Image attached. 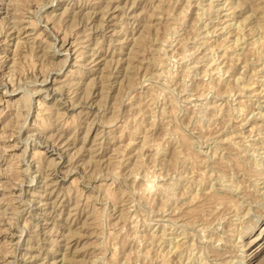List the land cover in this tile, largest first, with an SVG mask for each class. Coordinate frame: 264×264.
<instances>
[{
    "label": "rangeland",
    "instance_id": "374dc122",
    "mask_svg": "<svg viewBox=\"0 0 264 264\" xmlns=\"http://www.w3.org/2000/svg\"><path fill=\"white\" fill-rule=\"evenodd\" d=\"M158 1L159 0H154V1L153 0L152 1L151 0H120V1L119 0H96V1H94V0H19L18 3L16 2L14 4V0H12V3H13L12 4L11 0H0V135H1L0 136V264H52V263L53 264H58V263L59 264H71L70 263V259H71L70 256H72L73 258L75 257L76 262L78 264H79V262H81L80 264H105V258H106L107 264H109V263L110 264H136V263L137 264H143L142 261H144V264H155V263L160 264L159 262H161L160 256L162 254V251L165 255L167 254L166 256H169V258L171 257L172 261H170V259H169L170 264H172V262H173V264H227V263L228 264H264V245H263V249L260 250L258 252L257 256L255 257V259H254L255 261L253 260L252 263H250V260L252 259L251 254L249 256H247V254L249 252H251L253 248L255 249L256 246H258V244L264 243V205H263L264 204V192H263V190H264V183H263L264 179L259 180L260 182L257 181L260 174H264V163H263L264 162V154H263L264 153V149H263L264 148V142H263L264 140L262 139V138H264V133H263L264 132V128H263L264 127V115H263L264 114V96H263L264 93L261 94L260 96L259 95L256 96V95H253L254 93H250V92H247L248 95H244L247 93L243 92L244 93L243 94V93H240V91H235L237 89L240 90L239 86H237V85L242 83V84H244L243 86H245L246 84H248L247 82L245 83V80L249 82L248 79H250V78H251V80L249 83H252V78H253V83H255V84L259 83V85L258 84L257 85H258V87H261V88H258L256 85L258 90L259 91L261 90L264 92V84H263L264 82L262 80V79H264V75H263L264 74V61H263L264 58H261L262 61H260L261 59H260L259 53H258L257 57L255 54L251 55L249 53V51H248V54H247V51H246V53H244L245 50H247L245 48L246 46H244L246 44V42L248 40H250V37H253V36L258 37L260 34L262 35L264 33V31L260 30L259 28L264 29V26L258 27V26H260L259 25V23H260L259 19L255 20L256 17L258 18L257 12H254V10L252 9L251 2H249V0H164V1L162 0L164 3L160 2L163 5V6L160 5V7L158 6V4H160ZM133 2H135V3H133ZM119 4H121V5H119ZM156 4H157V6H156ZM262 4H263L262 6L264 7V0H262ZM106 5L108 8L106 7ZM154 5H155V7H153ZM212 5H214V6H212ZM221 5L223 7H221ZM232 5H234L233 6L234 8L231 7ZM229 6H230L231 10H230ZM216 7L219 9H217ZM153 8H154V10H153ZM155 8H158V9H155ZM160 8H162V9L160 10ZM208 8H210V9L208 10ZM12 10H15V11H12ZM96 10H98V11H96ZM159 10H160V12H159ZM263 10H264V8H263ZM66 11L68 14L66 13ZM151 11H153V12L155 11L156 16L150 15L151 16L150 17L149 14L153 13ZM225 11H227V13ZM217 12H218V14H217ZM158 13L161 14L162 17H161V15L158 17V15H157ZM167 13H169V14L167 15ZM12 14H14V15H12ZM16 14H17V16H16ZM103 16H104V18H103ZM167 16L169 19H171V18L172 19L169 20L168 18H166ZM246 16H249V17L247 18ZM148 17L152 20H150ZM154 17H156V18H154ZM224 17L227 20L224 19ZM244 17H246L248 19V20L247 19L244 20V22L246 21L245 23L241 22V20L243 21ZM5 18L6 19L8 18V19L6 20ZM14 18H16L17 21ZM160 18L161 19L165 18V19H162L163 21H161ZM21 19L22 20L24 19V20L22 21ZM164 20L165 21L169 20V22H171L172 24L175 23V24H173V26H176L175 29L171 25V23L165 22ZM224 20H225V23H224ZM226 21L228 24H226ZM247 21H249V23ZM256 21H258V23ZM32 22H34V23H32ZM148 22L151 24L154 23L153 26L147 25V24H149ZM253 22L254 23L256 22V23L254 24ZM164 23L170 24V27H169V25L164 24ZM205 23H206V26H205ZM237 23H239L240 25ZM11 24H13L14 26ZM29 24H31V25H29ZM251 24H252V26L257 25L256 27L258 29H256V27L254 26L253 27L254 30H253ZM145 26H147V30L145 29ZM214 26L216 28H214ZM225 26H226V28H225ZM242 26H243V28H242ZM149 27H151V28H149ZM154 27H156V28H154ZM166 27H169V29H171L173 27V30L171 29L170 31H168L169 29ZM222 27L224 29H222ZM23 28H25V29H23ZM240 28H242L243 30ZM122 29H123V31H122ZM156 29H158V30H156ZM166 29H168V30H166ZM233 29L240 30V31H236ZM150 30H151V32H149ZM220 30H222V31H220ZM208 32H211V34H209ZM238 32H240V33H238ZM251 32H252V34H251ZM255 32H257V33H255ZM144 33H145V35H147L146 37H145V35H143ZM228 33H229V35H228ZM246 33L248 34V36L246 35ZM204 34L206 36H204ZM236 34L239 37L238 39L236 37ZM239 34H240V36H239ZM242 34L246 36V37H244L245 40H244V38H242ZM250 34H251V36H250ZM37 35L39 37H37ZM65 35H67V36H65ZM141 35L143 37H141ZM209 35H210V37H209ZM164 36L167 37V38H165L166 42H164L162 40V39H164ZM262 36L264 37V35H262ZM140 37L142 39L143 38L146 39L145 41L148 42V46H146L147 44H145L146 43L145 41H144L145 46L143 45V42H140L141 41ZM224 37H226L228 40L225 39ZM209 38H211L213 42L211 40H209V42L206 41ZM61 39L62 40H64V39L68 40L69 39L70 41H74L75 43H78L77 55L79 54V60H78L79 62L73 61L75 59L74 57L76 55L74 50H69L68 52H63L60 49L61 48L60 46L62 43ZM83 39H85V40H83ZM202 39L203 40L205 39V40L203 41ZM217 39L220 42L222 40H225V41L227 40L225 42L226 45L225 44L222 45L223 48L221 46H219V47H221V48H219L218 45L216 46V43L218 44ZM246 39H247V41H246ZM149 40L150 41L153 40V41H151V43L153 45L150 43ZM173 41H174V43H173ZM229 41H231V42H229ZM138 42H140L141 44ZM181 42H183V43H181ZM203 43H205V44L202 45ZM209 43H211V44H209ZM230 43H233V44L238 43L237 46H235V44H234V47L231 46V47H233L231 49H232V51L234 50L233 52H234L235 56H237L238 53L239 54L241 53L242 56L240 55L239 57L241 58V60L235 61L234 66L232 65L231 70L230 69L228 70L226 68L231 63L230 62L231 60L229 58L226 59V58L222 57V55L224 54L223 53L224 47L228 46ZM17 44H19V46H17ZM163 44H164V46H163ZM212 45H214V46H212ZM152 46H153V48H151ZM159 46H160V48L162 47L165 50L163 49L164 50L163 51L161 49V51L159 50V52L157 53ZM197 46H200V47H197ZM17 47H18V49H17ZM99 47H101V48H99ZM155 47H157L158 49H155ZM205 47H207V48H205ZM209 47L210 48L214 47V48H213V50L212 49L210 50ZM242 47H244V48H242ZM58 49L61 52L60 51L58 52ZM77 50H76V52H77ZM117 50H119V51H117ZM141 50H142V52H141ZM206 50H208V51H206ZM236 50L238 53L236 52ZM242 50H243V52H242ZM134 51L136 52L135 55H134ZM137 51L141 52V54L139 53V55H138ZM263 52H264V48H263ZM214 53H216V54H214ZM81 54H83L82 57H81ZM159 54H160V56H162V55L164 56L163 59L165 61L161 57L159 59V57H158ZM243 54H247V56L243 55ZM93 55H101L103 57L104 62L102 61L98 66L94 65L93 63H91V57ZM130 55L133 59L130 57ZM132 55H134V57L138 55L139 59H137L136 57L134 58ZM143 55H145L144 60H143ZM154 55H157V56H154ZM182 55L184 58L182 57ZM152 56H153V59H152ZM157 57L159 60L157 59ZM149 58H150V60H149ZM180 58L182 59V62H181ZM198 58L199 59L201 58V59L198 60ZM222 58L224 59V61L222 60ZM245 58H247L248 61H246ZM140 59H142V60H140ZM195 59H196V61H194ZM106 60L108 63V64L106 63L107 66L105 65ZM139 60H140V62H139ZM155 60H158V61H155ZM162 60L164 61V63ZM204 60H206V62ZM226 60L229 62L228 64H227ZM75 62H77V63H75ZM158 62L160 64L162 62L164 64V66H163V64L159 66ZM247 62H249V63H247ZM14 63H15V65H13ZM147 63H148V65H147ZM180 63H182V64H180ZM221 63H222V65H221ZM245 63H247V64H245ZM80 64H82V65H80ZM130 64L133 66H136L134 68V69H136V71L133 69V67H131V69H130V71L131 70L132 71L131 72L129 71L128 67L130 68ZM154 64L156 67L154 66ZM216 64L219 65V68H217L218 65H216ZM244 64H245V66H247L246 68L244 67ZM138 65L141 66L140 69L138 68L139 67ZM149 65L150 66L152 65L154 67L151 66L150 67L151 70H150L148 67ZM194 65H195V67H194ZM215 65H216V67H215ZM220 65H221V68L223 69V71H222V69H220ZM168 66L170 68H168ZM202 66H204V67H202ZM225 66H226V68H225ZM210 67L212 69L214 68L215 70L213 69V71H211L212 69ZM251 67L252 68L254 67L255 69L257 68V71L255 72L254 68L252 70ZM161 68H162V71L164 70L163 72H160ZM183 68L184 69L187 68L188 70L185 69L186 72H184L185 70ZM262 68H263V70H262ZM146 69H148V72ZM166 69H167V71H165ZM205 69L206 70L208 69V70L206 71ZM216 69H218V70H216ZM13 70H14V72H13ZM219 70H220V73H219ZM152 71H153V73L157 72V75L160 77H158L155 73V75L157 76V79H156L155 78L156 76L154 74H152ZM169 71L171 73L174 72V75L173 74L170 75ZM225 71L226 72L230 71V72L226 73ZM231 71H232V73H231ZM159 72L160 73L166 72V73L160 74ZM209 72H211V74ZM167 73H168V75H167ZM202 73L203 74L205 73L204 74L205 76ZM216 73H217V75H216ZM148 74H150V78H149ZM214 74L216 77L212 76ZM219 74H221L223 77L221 75L219 76ZM136 75H137V77H136ZM151 75H153V77L155 79H152L153 77ZM132 76L134 77L135 80L133 79ZM146 76L148 77L147 79H146ZM167 76H169V77H167ZM243 76H244V78H243ZM170 77L171 78L173 77L172 78L173 80ZM219 77L223 83H230L231 82V84L233 85V88L231 87L233 90L232 89H231L232 91L229 90L232 93L228 92L230 94V96L227 93H225V95H222L219 93V91L216 92L217 90L215 91V89H211V90L209 89L211 92L209 90H204L205 92H207V91L209 92V93L207 92L208 96H207V93H205V92H202L203 94L200 93V91H203V88H202L203 82L202 81L206 82L207 80L210 79L206 83H209L211 81L214 82V80L218 79ZM229 77L231 78V80ZM238 77H239L240 81L238 80ZM241 77L243 80L241 79ZM255 77L257 80L254 79ZM259 78L262 82L259 81ZM53 79H55L57 81L56 84H51ZM42 80L43 81L47 80L46 83H48L49 88H51V89H47L48 87H46V86H48V85H45L44 84L45 82H42ZM130 80L131 81L134 80L132 82L135 83L136 86L137 85L138 86L136 87L135 84H134V86L133 85L130 86L128 84L130 82ZM229 80H230V82H228ZM237 80L239 82H236ZM72 81L74 83H72ZM199 81H201L200 83L202 85L200 83H196ZM233 81H235V82H233ZM105 82H107V85ZM163 82H164V84H163ZM133 83H131V84H133ZM8 84H9V86H7ZM10 84H13V85L11 86ZM195 85L196 86L198 85V87H199L198 90L195 87ZM241 85H240V87H242ZM53 86H55V87L53 88ZM57 86L60 88L61 91L60 90L57 91V89H56ZM6 87L10 90H8ZM12 87L14 88L13 91H12V89H13ZM44 87H46V88L43 91L42 89ZM236 87H237V89H236ZM6 90H7V92H5ZM258 90L256 92H258ZM195 91L196 92L199 91V93L198 92L196 93ZM72 93H73V95H72ZM150 93L152 96L150 95ZM45 94H46V96H45ZM201 94L203 95V97L201 96ZM137 95L138 96L140 95V96L138 97ZM153 95H154L155 99H153L154 98ZM194 95H198L199 97L198 96L196 97ZM240 95L242 97H240ZM136 97H138V98H136ZM200 97H202V98H200ZM246 97H247V99H246ZM256 97H257V99H256ZM248 98H250L249 99L250 101H248ZM37 99H38V101H37ZM139 99H141V101ZM24 100H26V101H24ZM62 100H64V101H62ZM71 100H72V102H71ZM238 100H245V103L248 101L245 105L248 106L250 104L248 106L250 109L247 107L249 111L242 113L240 111V107H239L240 101H238ZM251 100H252V102H251ZM42 101H44V102H42ZM139 101L141 103H139ZM77 102H79V103H77ZM137 102L139 103L138 105H140V104L141 105L140 106L136 105ZM212 102H214V104L216 103L217 105L216 104L214 105ZM251 103H252V105H251ZM256 103H259V104H256ZM30 104H31V106H30ZM134 104L136 106H134ZM142 104H145V105H142ZM210 104H213V105H210ZM219 104H220V106H219ZM227 104H230V105L226 106ZM147 105H148V107H147ZM194 105H195V107H194ZM223 105H224V107H222V109H221V106H223ZM235 105H237L238 107ZM253 105L256 107H254ZM18 106H19V108H18ZM46 106H47V108H46ZM143 106H144V110H142V108H141ZM205 106H206V108H205ZM216 106H218V107H216ZM227 107L229 109L231 108L230 110H231L232 114L230 115V117L228 115H226V111L228 109ZM43 108L44 109L46 108L47 111H43L44 110ZM191 109L196 110V111L193 112V110H191ZM217 109H219V111ZM237 109H238V111H237ZM251 110L253 111L252 113L255 117L252 116V114H250ZM139 111H140V113H139ZM164 111H166L167 114H166V112L164 114L163 113ZM221 111H223V112H221ZM260 111H261V113H260ZM205 113H207V114H205ZM222 113H224L225 115ZM240 114L242 115V117ZM235 115L239 118L238 119L236 117L237 122L235 121V119H233V117L235 118ZM248 115H249V117H251L250 119H249V117L248 118L246 117ZM258 115L262 116L263 119H262V117H258ZM244 116L247 119H249L247 122L248 124L246 123L247 119ZM57 117H59V118H57ZM231 117H232V120H230V121L232 123L231 122L228 124H227V122L225 123V121H228ZM240 117L243 119H241ZM209 119H211V120H209ZM244 119H246V120L244 121ZM163 120H164V122H163ZM239 120H241V121H239ZM201 121H202V123H200ZM208 121H210V122H208ZM217 121H218V123H217ZM233 122H234V124H236V126L233 124ZM241 122H243V125H244V123H246V124L244 126H242ZM251 122L254 124L257 122L258 124H260L262 126V133L260 132V134H259L258 133L259 131H258L256 134H254L252 136H247V137H252L251 139L248 138L250 140V143L253 142L254 144L255 143L256 144L254 145L252 143L253 146L251 145L250 148L247 147L248 150L251 149L249 152L250 155H248L249 153L247 150L246 151L244 150L243 152H247L248 154L244 153L246 155V156H244L243 152L242 153L238 152V155L240 153V155L241 156L243 155V156L241 157L239 155L240 157L239 156L237 157V155L235 154L236 152L233 151L234 149L233 150L231 149V151H230V148L225 147L226 146L225 144H224V147L222 146L223 145V142L221 143L222 137L226 136V134L227 135L230 134L231 130H232V133H234V132H239L240 130L243 129L240 132H242L244 134L245 133L244 131H246L250 127V125L252 126ZM261 122L263 125L261 124ZM109 123H110V125H108ZM137 123L139 124V126H137ZM166 123H168V124L170 123L168 126L169 128L168 127L166 128V125H168ZM195 123H196V125H195ZM206 123H208V124H206ZM64 124H65V126H64ZM123 124H124V126H123ZM132 125L135 126V128ZM212 125H214L215 127ZM223 125L227 126V129ZM121 126H123L124 128H122ZM238 126H240V127H238ZM127 127L132 128V129L131 130L129 128L125 129ZM203 127H205L204 130H203ZM208 127H210V130L206 129ZM171 128H173V129L171 130ZM174 128L177 130L175 131ZM217 128L220 131L219 134H218ZM233 128H234V130H233ZM166 129H167V131H166ZM168 129L170 130V132ZM201 129L203 131H200ZM137 130H139V132H137ZM179 130L181 131V133L179 132ZM177 131H178V133H177ZM204 131H207V134H206V132L204 133ZM183 132H184V134H183L184 136L186 135L187 138L191 137L190 139H192L190 141H191V145H193V146H191L190 151L185 150L186 148L184 147V145L182 146L183 147L182 148L181 144H180V143H182V141L178 140L180 138L182 140L183 136L180 134H182ZM221 132L222 133L225 132V133L222 134ZM131 133H134V134H131ZM145 133L148 135L146 136ZM170 133H171V135H170ZM261 134H263V135H261ZM56 136H57V139H56ZM94 136H95V138H94ZM145 136L146 137L149 136L150 137L149 140L150 141L152 140V142L156 141V142L162 143L163 151L160 154H158L160 158L156 154H154V152H152V151L142 152V150H141L138 153V149L140 148V145H142L144 142L143 140L146 139ZM178 136H179V138H176ZM180 136H182V137H180ZM258 136H260V137H258ZM130 137H132V138H130ZM217 137H218V139L221 137V139L218 140ZM55 140L57 142H54ZM129 140L131 142H133L134 144H132L133 146L131 145L130 147H128L129 149L128 148L126 149V147L124 146L125 150H124L123 154H124V156L125 155H127V156L123 157L124 164L120 165L121 167L119 166V168H120L118 171L119 173H114L113 170L116 168L117 165L115 166L116 163L115 164L112 163L113 160H111V159H114V157L116 158V154L118 155V153H117L118 149H116V150H114V149L117 147V148H119V150H123L124 147L122 146V144L123 145L126 144V146H127V144L129 143L128 142ZM132 140H134V141H132ZM166 141H168L167 144H166ZM192 141H194V144H192ZM53 142H54V144H53ZM61 142H63V143H61ZM178 142H179V144H178ZM259 143L263 146H260ZM175 144H176V146H175ZM167 145H168V147H167ZM218 145L220 147H218ZM8 146H10V147H8ZM55 146L57 149L55 148V150H54ZM174 146L176 147V149L178 146V148H180V149H177V150L182 151L181 154L179 155V158H180L179 161H177L176 157L174 156V154L176 153ZM63 147H65V148H63ZM217 147L219 148V150ZM196 148H197V150H195ZM224 148H225V150H224ZM136 149H137V152H136ZM181 149H183V150H181ZM37 150H39V152H40L39 157H36V155H38V152H37V154H34V152ZM184 150L186 151V153L188 152L187 153L188 155H185L186 153H184L185 152ZM212 150L214 152H212ZM254 150L257 151V154L254 153L255 152ZM41 151L44 153L43 155H42ZM251 151H253V153ZM24 152L26 154H24ZM126 152H127V154H126ZM195 152H196V154L198 153L197 158L200 159V157H202L205 160H207V158L210 160H208L207 162L205 161L203 163L202 161H204V160L201 158L202 163L201 162H198V163L194 162L197 159V158H193V156L196 157ZM182 153L184 154L185 159L182 156L183 155ZM259 153H260V155H259ZM92 154H94V155H92ZM137 154L138 155L142 154V156L141 157L139 156L140 157L139 158ZM191 154H192V159H194L193 162H192V160L190 161ZM252 154H254V155H252ZM152 155H154V156H152ZM189 155H190V157L188 158ZM206 155H208V157ZM217 155H219L218 157H220V156L221 157L218 158ZM230 155L234 156V157L232 158ZM155 156H157V157H155ZM229 156L231 157V159ZM153 157H155V158H153ZM204 157H207V158H204ZM243 157H245V158H243ZM254 157H255V159H253ZM138 158L140 161H141V158H143L142 162H144V163H143V166L141 168L135 167L136 166L135 162H137ZM173 158H175V159L173 160ZM179 158H177V159H179ZM235 158H238V159L236 160ZM242 158H243V160L245 159L244 161L247 164V165L246 164H243V165L244 166L246 165L247 167L249 166L248 168L247 167L244 168V166L241 165L242 163L240 164L239 159H242ZM214 159H216V160L212 161ZM218 159L219 160L221 159L220 161H222V162H220ZM228 159L230 161V164H228ZM127 160H128V162H126ZM139 160H138V162H140ZM251 160H254V161L256 160V161L254 162ZM187 161H188V163H187ZM210 161H212L213 164ZM40 162H41V164H40ZM114 162H115V160H114ZM180 162H181V164H180ZM223 162H225V163H223ZM249 162L252 164H250ZM145 163H147V164H145ZM200 163H201V165H199ZM219 163H221V165L223 166L222 167L221 165H219L222 167V169H220V170H219L220 167L218 166ZM234 163H236V164H234ZM253 163H254V165H257V166L255 167L253 165ZM27 164H29V165H27ZM60 164H61V166H60ZM144 164L146 167L144 166ZM183 164L185 167L182 166ZM188 164L190 165L191 168L194 169V170L193 169L192 170L195 171V174L198 175V173H200V172H205V173L208 172L207 174L212 176V177H210L208 175L209 176L208 177V184L206 183L204 185L205 187L203 185H202V187L201 186L197 187V184L195 183L194 178H191L193 171H191V168L188 166ZM238 164H240L239 167L240 168L243 167V169L242 168L240 169L238 166H236ZM180 165H181V167H180ZM225 165H227V166L229 165V166L225 168ZM234 165H235V167H234ZM122 166H123V168H122ZM137 166H138V164H137ZM147 166H148V169H147ZM194 166L197 167V168L196 167L195 168H196V170L197 169L199 170L198 172L195 170ZM251 166H252V168H251ZM36 167L39 169H37ZM112 167H114V168H112ZM165 167H166V169H165L166 172L164 171ZM136 168L138 169L136 171V174L139 171V173L137 174L139 177L136 176V177H138V181L137 180L133 181V180H131L133 175H135V172H133V170L135 171ZM249 168L251 171L253 169V171L251 172L249 170L248 173L245 172V169H246V171H248ZM254 168H255V170H254ZM111 169L113 172L111 171ZM116 169H118V167ZM116 169H115V171H116ZM143 169H145V170L147 169V173H149L150 175H152L151 173H153V172H155L154 174H156V171H157V175L153 174L154 177L152 176V178H154V180H155L159 174V176L156 180L158 182L163 180V182H160V185L162 183L165 188L162 187L163 185L157 186L158 182L155 181L156 182L155 183L156 190H153L154 191L153 194L152 193L148 194V195L146 194L144 196L145 198H143V196L140 195L141 191H139L138 187L143 186V182H144V179L146 178V175H149V174L145 173L146 175L143 178L141 174L142 173L144 174V172H146ZM161 170H163V171H161ZM242 170H243V172H242ZM158 171H161V172L159 173ZM224 171H226V173ZM254 171H255V176H254L255 178L253 177ZM110 172L112 175L110 174ZM163 172H164V175H163ZM221 174H222V176H221ZM248 174H250L254 180L251 179L252 177L249 176ZM258 174H259V176H258ZM116 175L119 178H117ZM179 175H181V176H179ZM178 177H179V179H178ZM225 177L233 178V179H228ZM242 177H244V178H242ZM214 178H215V180H214ZM238 178L240 181H238ZM234 179H236V181ZM241 179L243 181L248 179V181L246 180L247 181L246 184H243L244 187L242 185L239 188L238 184L242 181ZM53 180H55L56 182H54ZM211 181H213V182H211ZM234 181L236 183L233 184ZM50 182L51 183L53 182V183L51 184ZM173 182H176V183L173 184ZM189 182H191V183H189ZM110 183H112V185ZM243 183H245V182H243ZM252 183H254L256 185L258 184V186L254 185ZM104 184H106V185H104ZM134 184H135V186H133ZM136 184H138V185H136ZM187 184H189V185H187ZM211 184H213L214 186L212 185V187H211ZM223 184H224V186H226L227 188L229 187V188L227 189L226 187H223ZM108 185H109V188L107 187ZM158 185H159V183H158ZM168 185H171V186H168ZM219 185H220V187H219ZM230 185H233V186H230ZM236 185H237V187L234 189V187ZM172 186H174V187H172ZM247 186L249 188V189L247 188L248 192L246 190ZM103 187H107L109 190H107V192H106ZM136 187H137V190L139 192L137 190H135ZM155 187H154V189H155ZM187 187H192V188H187ZM52 188H53V190H52ZM141 188H140V190H141ZM211 188L213 190H210ZM221 188H224V190ZM243 188H245V189H243ZM252 188H255V189L252 190ZM130 189L133 191H129ZM184 189L185 190L190 189L191 191L190 190L184 191ZM256 189H257V191H256ZM196 190L199 193V195L201 193L202 194H204L205 192L206 193L204 195L201 194L199 199L196 200L199 204L196 201H194V203L196 202V204H194L193 202H191V204H190V201H189V199H191L190 196L193 195L196 192ZM208 190L209 191L215 190L217 192H228L230 194L231 198L234 197L235 199L238 198L239 201L242 200L239 202V204L241 202H244V203L240 204V208H242L243 206H244V208L240 209L239 213H237V214H234L233 212H231L229 214L228 210L227 211L225 210L226 212H224L223 211L224 209H220L218 212H215L213 214L211 213V215H213L212 216L213 221H211V219H212V217L210 215L211 208H209V207L212 206V203L209 204L210 202L208 201V199H205V198H207V193L209 192ZM102 191H104V192H102ZM109 191H111V193H112L111 194L112 198H110V196H109L110 195ZM121 191L122 192L124 191V192L122 193ZM162 191L164 194L162 193ZM164 191L166 192V196H165ZM240 191H242V192L245 191L246 194H249V196L246 197L245 193H242ZM120 192L124 195V196L122 195L123 197H121ZM135 192H137L139 194H137ZM250 192H251V194H250ZM108 193H109V195H108ZM168 193H169V195H168ZM183 193H184V195H183ZM128 194H131V195H128ZM106 195H108V196H106ZM172 195H174L175 197ZM242 196H244V197H242ZM164 197L167 199H165ZM256 197H258L260 199H258ZM33 198H34V200H33ZM153 198H155L156 200H153ZM162 198H163V200H162ZM114 199H116V200L114 201ZM118 199H120V200H118ZM128 199H129V201H128ZM169 199H170V201H169ZM206 200H207V202H206ZM259 200H261V201H259ZM199 201H201V202H199ZM204 201H205V203H204ZM40 202H42V203H40ZM123 202H124V204H123ZM246 202H247V204H246ZM207 203L210 206H208ZM174 204L176 206V209L174 207ZM188 204L190 205V207ZM200 204H203V206ZM191 205H192V207H191ZM197 205L202 206V208H201L202 210L200 209V211L202 213L199 210H198V213H200L201 216L204 217V219H203V217L200 216V214H197V212H194V213L189 212V211H191V208L197 207ZM72 206H74V207H72ZM206 206H208V208ZM69 207H71V208H69ZM165 207L167 210L165 209ZM177 207H181L182 209L180 208L179 210H177ZM159 208L161 211L159 210ZM162 208H164L165 210ZM173 209L176 211H174ZM188 209H189V211H188ZM251 209H252V211H250ZM156 210H159V211H156ZM80 211H81V213H80ZM121 211L123 213H125V212H129V213H126V215L124 216V214L121 213ZM182 212H183V215H182ZM92 213H93V215H92ZM185 213H186V215H185ZM226 213L229 214L230 216L226 215ZM98 214H100V215H98ZM128 214L130 215V217ZM177 214H178V218H176ZM194 214L197 215L195 217L196 219L200 216V218H198V220L200 219V220H202V222L201 221L198 222V220H196V219H194L195 220L194 221L193 220V218H194L193 216H195ZM203 214H205V215H203ZM214 214L217 216H214ZM245 214H246V216H245ZM170 215H171V217L172 216L173 217L172 218L169 217ZM189 215H190V217H189ZM191 215H193V216H191ZM219 215H220V218H219ZM224 215H225L227 220L225 219V217H224V219L221 218ZM235 215H237V216L240 215V217L239 216L237 217ZM91 216H93L95 218L99 216L100 220L98 218H96L97 220H95ZM126 216H127V220H126ZM249 216H250V218H249ZM191 217H192V219L187 220V221L189 223L194 221V223L192 222L193 226H192V223H191V225L186 226V224H188L186 219H189ZM215 217L218 221L216 219H214ZM208 218H209V220H208ZM239 218H241V219H239ZM89 219L93 220V221H91L92 224H94L96 222L97 224H95V225L97 227L96 226L91 227L92 226V224H91V226H89V228H87V224L89 225V223H91V222H89ZM205 219H207V220H205ZM84 222L85 223L88 222L87 224H84L86 226L83 225ZM184 222H187V223L184 224ZM196 222H198V223H196ZM210 222H212L213 224H211ZM133 223H135V224H133ZM98 224H99V226H98ZM204 224H205V226L206 225L207 226L212 225V226H210V227L208 226L209 230H208L207 226L203 227L204 229L199 228L200 225L204 226ZM82 226H84V227H82ZM163 226H165V227H163ZM228 226H230V227H228ZM4 228L5 229L7 228V229L5 230ZM90 229H92V230H90ZM162 229L166 230V231H163ZM50 230H52V231L49 232ZM68 230L70 232L72 230H74V231L78 230L79 235L76 234V231H75V234H73L74 233L73 231H72V233H70ZM207 230H208V232H207ZM145 231H147V232H145ZM198 231H200V232H198ZM204 231H206V232H204ZM91 232H92V234H91ZM95 232H97V234H100V235L103 234V235H101V236L97 235L96 236ZM118 232H120V234ZM140 232L141 233L144 232V233L141 234ZM133 233H134V235H133ZM138 233H139V235H138ZM70 234L72 235L71 238H69L71 236ZM136 234L138 235L137 237H136ZM152 234L153 235L156 234V236H158V238L154 237L155 235L153 236ZM192 234H193V236H192ZM225 234H227V235H225ZM73 235H74V237H73ZM128 235H130L129 236L130 238L128 237ZM141 235L142 236L144 235L145 237L143 236L144 237L143 238V237H141ZM163 235H165V236H163ZM202 235H204V236H202ZM228 235H229V237L231 236V238L227 239ZM258 235H261V240L259 242H257L255 245L249 246L250 245V244H248L249 241H252L255 238V236H258ZM132 236H134L135 238H133ZM150 236H153L154 240L150 239ZM225 236H227V237H225ZM106 237H107V239H106ZM139 237H141V238L138 239ZM147 237H148V239H147ZM217 237L219 240H217ZM223 237L226 238L227 240L222 239ZM160 238H162V239H160ZM190 240H192V243ZM223 241H225V242H223ZM177 242H180L182 245H183V243H185L186 245L184 244L183 247L181 246L180 248H176V246H177L176 244H179ZM226 242H228V243H226ZM93 243H95L97 245V247ZM143 243H145V244H143ZM150 243H151V247H150ZM86 244H89V245H86ZM91 244H92V246H91ZM101 244H104V246L103 245L100 246ZM190 244H192V245H190ZM83 245H84V247H83ZM105 245H106V247H105ZM99 247H101V248H99ZM117 247H118V249H117ZM146 247L148 248V253L151 251L150 252L151 255H146L149 258L146 257V260H144L145 258L141 259L140 256L146 252V251H144V249L147 250ZM249 247H251V248H249ZM73 248L74 249L77 248V250H73ZM80 248H81V250H80ZM115 249H117V251ZM152 249H153V252H155L154 253L155 255L154 254L152 255V253H153ZM178 249H180V250H178ZM216 249L218 251L213 253V251ZM222 249L224 250V253H223ZM227 249H228V251H227ZM243 249H244V251H242ZM250 249H251V251H250ZM114 250L116 251V253L113 254ZM140 250H142L141 252H144V253L139 252ZM167 250H168V253H171L169 251H172L173 253H171V254L165 253L164 251L167 252ZM93 251L97 255L99 253V255L97 256L96 254H94ZM102 251H104V252H102ZM219 251L222 253H219ZM101 252L103 255L102 257H100ZM136 252H138V255ZM235 252H237V253L235 254ZM73 253H75V254H73ZM111 253L114 256L112 255V257H110ZM218 253L222 254L223 256L222 255L219 256ZM115 254H117L116 257H115ZM129 255H130V257H129ZM35 256H36V258H35ZM136 256H137V258H136ZM235 256L237 257L239 263L236 262L237 259ZM30 257H32L34 259H32ZM109 257H110V259H108ZM114 257H115V259H114ZM126 257H127V259H126ZM152 257H154V258L151 259ZM216 257H217V259H216ZM229 257H230V259H228ZM93 258H95V259H93ZM243 258H244V260H242ZM62 259H64V260H62ZM65 259H67V260L69 259V260L66 261ZM138 259H141V261ZM149 259H151V261ZM223 259H224V261H223ZM225 260H226V262H225ZM240 260H242V261H240ZM62 261H64V262H62ZM220 262H222V263H220Z\"/></svg>",
    "mask_w": 264,
    "mask_h": 264
},
{
    "label": "bare ground",
    "instance_id": "6f19581e",
    "mask_svg": "<svg viewBox=\"0 0 264 264\" xmlns=\"http://www.w3.org/2000/svg\"><path fill=\"white\" fill-rule=\"evenodd\" d=\"M94 1H96V0H94ZM119 1H120V0H119ZM151 1H152V0H151ZM153 1H154V0H153ZM163 1H164V0H163ZM163 1H162V0H159L158 2H159V3H160V2L164 3ZM16 2L18 3L19 0H18V1H17V0H14V4H15ZM53 2H54V1H53ZM53 2H52V3H53ZM98 2H99V1H98ZM108 2H109V1H108ZM212 2H213V1H212ZM225 2H226V1H225ZM249 2H251L252 9L254 10V12H257L258 18L256 17L255 20H256V19H259V22H260L259 25H260V26H258V27H263V26H264V10H263L264 7L262 6V5H263V4H262V0H251V1L249 0ZM11 3H12V0H11ZM133 3H135V2H133ZM165 3H166V2H165ZM226 3H227V2H226ZM12 4H13V3H12ZM103 4H104V3H103ZM106 4H107V3H106ZM207 4H208V3H207ZM227 4H228V3H227ZM231 4H232V3H231ZM233 4H234V3H233ZM16 5H17V4H16ZM119 5H121V4H119ZM160 5H162V4H161V3L158 4L159 7H160ZM215 5H216V4H215ZM235 5H236V4H235ZM94 6H95V5H94ZM122 6H123V5H122ZM156 6H157V4H156ZM162 6H163V5H162ZM212 6H214V5H212ZM212 6H211V7H212ZM233 6H234V5H232L231 7H233ZM236 6H237V5H236ZM236 6H235V7H236ZM7 7H8V6H7ZM106 7H107V5H106ZM153 7H155V5H154ZM221 7H223V6L221 5ZM250 7H251V6H250ZM107 8H108V7H107ZM107 8H106V9H107ZM122 8H123V7H122ZM124 8H125V7H124ZM216 8H217V7H216ZM229 8H230V6H229ZM233 8H234V7H233ZM236 8H237V7H236ZM103 9H104V8H103ZM103 9H102V10H103ZM110 9H111V8H110ZM155 9H158V8H155ZM161 9H162V8H160V10H161ZM209 9H210V8H208V10H209ZM212 9H213V8H212ZM217 9H219V8H217ZM6 10H7V9H6ZM17 10H18V9H17ZM67 10H68V9H67ZM104 10H105V9H104ZM153 10H154V8H153ZM160 10H159V12H160ZM230 10H231V8H230ZM233 10H234V9H233ZM12 11H15V10H12ZM30 11H31V10H30ZM96 11H98V10H96ZM198 11H199V10H198ZM212 11H213V10H212ZM20 12H21V11H20ZM28 12H29V11H28ZM78 12H79V11H78ZM104 12H105V11H104ZM109 12H110V11H109ZM151 12H153V11H151ZM151 12H150V13H151ZM162 12H163V11H162ZM196 12H197V11H196ZM225 12L227 13V11H225ZM12 13H13V12H12ZM15 13H16V12H15ZM15 13H14V14H15ZM62 13H63V12H62ZM62 13H61V14H62ZM64 13H65V12H64ZM66 13H67V11H66ZM96 13H97V12H96ZM153 13H154V14H153ZM153 13H152V14H149V16H150V15H151V16H152V15H153V16H156L155 11H154ZM232 13H233V12H232ZM6 14H7V13H6ZM14 14H12V15H14ZM18 14H19V13H18ZM67 14H68V13H67ZM163 14H164V13H163ZM168 14H169V13H167V15H168ZM198 14H199V13H198ZM217 14H218V12H217ZM249 14H250V13H249ZM19 15H20V14H19ZM38 15H39V14H38ZM46 15H47V14H46ZM75 15H76V14H75ZM75 15H74V16H75ZM103 15H104V14H103ZM157 15H158V17H159L161 14L158 13ZM231 15H232V14H231ZM16 16H17V14H16ZM41 16H42V15H41ZM72 16H73V15H72ZM116 16H117V15H116ZM151 16H150V17H151ZM196 16H197V15H196ZM249 16H250V15H249ZM249 16H246V17L248 18ZM255 16H256V15H255ZM18 17H19V16H18ZM18 17H17V18H18ZM161 17H162V15H161ZM220 17H221V16H220ZM246 17H244V19L242 18L243 21L241 20V22L245 23L246 21L244 22V20L247 19ZM250 17H251V16H250ZM47 18H48V17H47ZM70 18H71V17H70ZM103 18H104V16H103ZM148 18H149V17H148ZM154 18H156V17H154ZM166 18H168V16H167ZM208 18H209V17H208ZM5 19H6V18H5ZM7 19H8V18H7ZM7 19H6V20H7ZM11 19H12V18H11ZM14 19L16 20V18H14ZM32 19H33V18H32ZM149 19H150V18H149ZM162 19H165V18H162ZM162 19L160 18L161 21H163ZM168 19H169V18H168ZM171 19H172V18H171ZM171 19H169V20H171ZM224 19H226V18L224 17ZM19 20H20V19H19ZM21 20H22V19H21ZM23 20H24V19H23ZM23 20H22V21H23ZM49 20H50V19H49ZM150 20H152V19H150ZM160 20H159V21H160ZM169 20H167V21L164 20V21H165V22H169ZM204 20H205V19H204ZM211 20H212V19H211ZM226 20H227V19H226ZM234 20H235V19H234ZM247 20H248V19H247ZM255 20H254V21H255ZM16 21H17V20H16ZM33 21H34V20H33ZM47 21H48V20H47ZM172 21H173V20H172ZM220 21H221V20H220ZM222 21H223V20H222ZM228 21H229V20H228ZM238 21H239V20H238ZM20 22H21V21H20ZM146 22H147V21H146ZM173 22H174V21H173ZM239 22H240V21H239ZM247 22L249 23V21H247ZM256 22L258 23V21H256ZM256 22H255V23H256ZM8 23H9V22H8ZM15 23H16V22H15ZM32 23H34V22H32ZM148 23H149V22H148ZM169 23H171V22H169ZM224 23H225V20H224ZM229 23H230V22H229ZM250 23H251V22H250ZM253 23H254V22H253ZM255 23H254V24H255ZM144 24H145V23H144ZM153 24H154V23H152V24L149 23V24H147V25H149V26H153ZM164 24H167V23H164ZM173 24H175V23H173ZM173 24L171 23L172 26H173ZM209 24H210V23H209ZM209 24H208V25H209ZM226 24H228L227 21H226ZM237 24H239V23H237ZM9 25H10V24H9ZM11 25H13V24H11ZM29 25H31V24H29ZM167 25H169V27H170V24H167ZM239 25H240V24H239ZM242 25H243V24H242ZM13 26H14V25H13ZM16 26H17V25H16ZM19 26H20V25H19ZM205 26H206V23H205ZM209 26H210V25H209ZM212 26H213V25H212ZM219 26H220V25H219ZM223 26H224V25H223ZM251 26H252V24H251ZM254 26L256 27L257 25H254ZM254 26H252V28H253ZM8 27H9V26H8ZM156 27H157V26H156ZM156 27H154V28H156ZM169 27H166V28L169 29ZM173 27H174V29H175L176 26H173ZM173 27L171 28L172 30H173ZM11 28H12V27H11ZM15 28H16V27H15ZM34 28H35V27H34ZM149 28H151V27H149ZM149 28H148V29H149ZM214 28H216V27L214 26ZM225 28H226V26H225ZM242 28H243V26H242ZM242 28H240V29H242ZM252 28H251V29H252ZM19 29H20V28H19ZM23 29H25V28H23ZM145 29L147 30V26H145ZM152 29H153V28H152ZM168 29H166V30H168ZM171 29H169L168 31H170ZM211 29H212V28H211ZM222 29H224V28L222 27ZM256 29H258V28L256 27ZM259 29L264 31V29H261V28H259ZM9 30H10V29H9ZM9 30H8V31H9ZM17 30H18V29H17ZM114 30H115V29H114ZM120 30H121V29H120ZM146 30H145V31H146ZM156 30H158V29H156ZM208 30H209V29H208ZM214 30H215V29H214ZM233 30H236V29H233ZM242 30H243V29H242ZM253 30H254V28H253ZM109 31H110V30H109ZM122 31H123V29H122ZM145 31H144V32H145ZM218 31H219V30H218ZM218 31H217V32H218ZM220 31H222V30H220ZM225 31H226V30H225ZM230 31H231V30H230ZM236 31H240V30H236ZM251 31H252V30H251ZM257 31H258V30H257ZM113 32H114V31H113ZM118 32H119V31H118ZM149 32H151V30H150ZM156 32H157V31H156ZM247 32H248V31H247ZM249 32H250V31H249ZM17 33H18V32H17ZM37 33H38V32H37ZM145 33H146V32H145ZM145 33H144L143 35H145ZM208 33L211 34V32H208ZM238 33H240V32H238ZM238 33H237V34H238ZM241 33H242V32H241ZM244 33H245V32H244ZM255 33H257V32H255ZM255 33H254V34H255ZM132 34H133V33H132ZM146 34H147V33H146ZM237 34H236V37H237V39H238L239 37H238ZM251 34H252V32H251ZM251 34H250V36H251ZM38 35H39V34H38ZM38 35H37V37H39ZM228 35H229V33H228ZM246 35L248 36L247 33H246ZM260 35H261V34H260ZM260 35H259L258 37H256V36L254 37V36L252 35L253 37H250V40H248V41H247V39H246V41H247L248 43L246 42L247 45H246V44L244 45V46H246L245 48L247 49V50H245L244 53H246V51H247V54H248V51H249V53H250L251 55H252V54H255L256 57H257V55H258V53H259L260 59H261V58H264V52H263V48H264V37L262 36V35H264V33H263L261 36H260ZM65 36H67V35H65ZM146 36H147V35H145V37H146ZM204 36H206V35L204 34ZM204 36H203V37H204ZM230 36H231V35H230ZM239 36H240V34H239ZM125 37H126V36H125ZM141 37H143V36L141 35ZM141 37H140V38H141ZM199 37H200V36H199ZM207 37H208V36H207ZM209 37H210V35H209ZM244 37H246V36L242 34V38H244ZM66 38H67V37H66ZM147 38H148V37H147ZM165 38H167V37L164 36V39H162L164 42H166V41H165V40H166ZM197 38H198V37H197ZM211 38H212V37H211ZM211 38H209V39L206 40V41H208V42H209V40L212 41ZM224 38L227 39L226 37H224ZM5 39H6V38H5ZM86 39H87V38H86ZM121 39H122V38H121ZM148 39H149V38H148ZM213 39H214V38H213ZM240 39H241V38H240ZM240 39H239V40H240ZM61 40H62V39H61ZM76 40H77V39H76ZM83 40H85V39H83ZM125 40H126V39H125ZM138 40H139V39H138ZM138 40H137V41H138ZM140 40H141L140 42H143V45H144V46H145V44H147L146 46H148V42L145 41V40H146L145 38H143V39L141 38ZM168 40H169V39H168ZM202 40H203V39H202ZM204 40H205V39H204ZM204 40H203V41H204ZM221 40H222V39H221ZM227 40H228V39H227ZM227 40H226V41H227ZM244 40H245V38H244ZM144 41L146 42L145 44H144ZM149 41H150V40H149ZM151 41H153V40H151ZM151 41H150V43H151ZM163 41H162V42H163ZM211 41H210V42H211ZM217 41H218V39H217ZM226 41H225V40H222L221 42L218 41V44L216 43V46L218 45V47H219V46L222 47V45H224ZM241 41H242V40H241ZM20 42H21V41H20ZM55 42H56V41H55ZM86 42H87V41H86ZM118 42H119V41H118ZM140 42H138V43H140ZM155 42H156V41H155ZM160 42H161V41H160ZM178 42H179V41H178ZM198 42H199V41H198ZM212 42H213V41H212ZM219 42H220V43H219ZM229 42H231V41H229ZM237 42H238V41H237ZM239 42H240V41H239ZM4 43H5V42H4ZM35 43H36V42H35ZM87 43H88V42H87ZM173 43H174V41H173ZM173 43H172V44H173ZM181 43H183V42H181ZM227 43H228V42H227ZM235 43H236V42H235ZM235 43H234V44H235ZM22 44H23V43H22ZM53 44H54V43H53ZM81 44H82V43H81ZM97 44H98V43H97ZM99 44H100V43H99ZM135 44H136V43H135ZM140 44H141V43H140ZM151 44H152V43H151ZM155 44H156V43H155ZM159 44H160V43H159ZM161 44H162V43H161ZM164 44H165V43H164ZM164 44H163V46H164ZM204 44H205V43H203L202 45H204ZM209 44H211V43H209ZM234 44H233V43H230L228 46H225L224 49H223V50H224V51H223L224 54L222 53V54L224 55V56L222 55V57H224V58H226V59L229 58V59L231 60V61L229 60L231 63L227 66V68H226V66H225V68L228 69V70H229V69L231 70L232 65L234 66L235 61H239V60H241V58H240L239 56H240V55L242 56V54H241V53L239 54V53L237 52V50H236V52H237L238 54H237V56H235V54H234V52H233L234 50L232 51V49H231V48L234 47ZM239 44H240V43H239ZM83 45H84V44H83ZM137 45H138V44H137ZM149 45H150V44H149ZM152 45H153V44H152ZM179 45H180V44H179ZM225 45H226V44H225ZM237 45H238V43L235 44V46H237ZM17 46H19V44H17ZM49 46H50V45H49ZM51 46H52V45H51ZM150 46H151V45H150ZM160 46H161V45H160ZM160 46L158 47L159 49H158L157 47H155V49H158L157 53L159 52V50L161 51V49H162V50L164 49V48H162V47L160 48ZM212 46H214V45H212ZM231 46H233V47H231ZM242 46H243V45H242ZM60 47H61L60 49H61L63 52H68L69 50H74L76 55H77V53H78V50H77V49H78V43H75L74 41H70L69 39H68V40H67V39L62 40V43H61V46H60ZM90 47H91V46H90ZM174 47H175V46H174ZM181 47H182V46H181ZM197 47H200V46H197ZM202 47H203V46H202ZM221 47H219V48H221ZM239 47H240V46H239ZM46 48H47V47H46ZM99 48H101V47H99ZM145 48H146V47H145ZM145 48H144V49H145ZM151 48H153V46H152ZM151 48H150V49H151ZM195 48H196V47H195ZM205 48H207V47H205ZM213 48H214V47H213ZM213 48H212V47H211V48L209 47L210 50H211V49L213 50ZM222 48H223V47H222ZM240 48H241V47H240ZM242 48H244V47H242ZM17 49H18V47H17ZM80 49H81V48H80ZM82 49H83V48H82ZM121 49H122V48H121ZM147 49H148V48H147ZM178 49H179V48H178ZM209 49H208V50H209ZM35 50H36V49H35ZM44 50H45V49H44ZM44 50H43V51H44ZM76 50H77V52H76ZM113 50H114V49H113ZM113 50H112V51H113ZM145 50H146V49H145ZM164 50H165V49H164ZM164 50H163V51H164ZM208 50H206V51H208ZM17 51H18V50H17ZM56 51H57V50H56ZM59 51H60V50L58 49V52H59ZM86 51H87V50H86ZM117 51H119V50H117ZM155 51H156V50H155ZM163 51H162V52H163ZM193 51H194V50H193ZM197 51H198V50H197ZM239 51H240V50H239ZM53 52H54V51H53ZM60 52H61V51H60ZM82 52H83V51H82ZM141 52H142V50H141ZM141 52L137 51L138 55H139V53L141 54ZM212 52H213V51H212ZM236 52H235V53H236ZM242 52H243V50H242ZM87 53H88V52H87ZM87 53H86V54H87ZM96 53H97V52H96ZM135 53H136V52L134 51V55H135ZM164 53H165V52H164ZM201 53H202V52H201ZM151 54H152V53H151ZM161 54H162V53H161ZM206 54H207V53H206ZM214 54H216V53H214ZM247 54H243V55H246V56H247ZM68 55H69V54H68ZM76 55H75V57H74L75 59H74L73 61H77V62H79V61H78V60H79V54H78L77 56H76ZM134 55H132V56L134 57ZM138 55L135 56L137 59H139V58H138ZM157 55H158V54H157ZM157 55H154V56H157ZM173 55H174V54H173ZM201 55H202V54H201ZM210 55H211V54H210ZM73 56H74V55H73ZM82 56H83V54H81V57H82ZM141 56H142V55H141ZM144 56H145V55H143V60H144ZM208 56H209V55H208ZM215 56H216V55H215ZM259 56H258V57H259ZM7 57H8V56H7ZM130 57H131V55H130ZM135 57H134V58H135ZM139 57H140V56H139ZM158 57H159V59H160V57L163 59L164 56H163V55L160 56V54H159ZM158 57H157V59H158ZM165 57H166V56H165ZM182 57H183V55H182ZM182 57H181V58H182ZM249 57H250V56H249ZM256 57H255V58H256ZM68 58H69V57H68ZM131 58H132V57H131ZM140 58H141V57H140ZM154 58H155V57H154ZM168 58H169V57H168ZM181 58H180V60H181V62H182V59H181ZM183 58H184V57H183ZM208 58H209V57H208ZM208 58H207V59H208ZM218 58H219V57H218ZM250 58H251V57H250ZM5 59H6V58H5ZM81 59H82V58H81ZM132 59H133V58H132ZM137 59H136V60H137ZM146 59H147V58H146ZM152 59H153V56H152ZM152 59H151V60H152ZM155 59H156V58H155ZM159 59H158V60H159ZM200 59H201V58H200ZM200 59L198 58V60H200ZM205 59H206V58H205ZM140 60H142V59H140ZM140 60H139V62H140ZM149 60H150V58H149ZM149 60H148V61H149ZM158 60H155V61H158ZM163 60H164V59H163ZM163 60H162V61H163ZM175 60H176V59H175ZM198 60H197V61H198ZM212 60H213V59H212ZM222 60L224 61L223 58H222ZM245 60L248 61L247 58H245ZM257 60H258V59H257ZM88 61H89V60H88ZM102 61L104 62L103 57H102L101 55H93V56L91 57V63H93L94 65H97V66H98ZM119 61H120V60H119ZM164 61H165V60H164ZM164 61H163V63H164ZM178 61H179V60H178ZM183 61H184V60H183ZM190 61H191V60H190ZM194 61H196V59H195ZM204 61L206 62V60H204ZM223 61H222V62H223ZM250 61H251V60H250ZM260 61H262V59H261ZM263 61H264V60H263ZM14 62H15V61H14ZM77 62H75V63H77ZM108 62H109V61H108ZM111 62H112V61H111ZM136 62H137V61H136ZM141 62H142V61H141ZM146 62H147V61H146ZM149 62H150V61H149ZM205 62H204V63H205ZM212 62H213V61H212ZM226 62H227V64L229 63L227 60H226ZM244 62H245V61H244ZM2 63H3V62H2ZM106 63H107V60L105 61V65H106ZM155 63H156V62H155ZM163 63L161 62V64H160V63L158 62L159 66L162 65ZM166 63H167V62H166ZM193 63H194V62H193ZM200 63H201V62H200ZM208 63H209V62H208ZM213 63H214V62H213ZM215 63H216V62H215ZM223 63H224V62H223ZM242 63H243V62H242ZM247 63H249V62H247ZM247 63H245V64H247ZM252 63H253V62H252ZM88 64H89V63H88ZM88 64H87V65H88ZM107 64H108V63H107ZM152 64H153V63H152ZM180 64H182V63H180ZM189 64H190V63H189ZM189 64H188V65H189ZM202 64H203V63H202ZM245 64H244V67L246 68L247 66H245ZM258 64H259V63H258ZM13 65H15V63H14ZM73 65H74V64H73ZM80 65H82V64H80ZM147 65H148V63H147ZM205 65H206V64H205ZM208 65H209V64H208ZM211 65H212V64H211ZM216 65H218V64H216ZM216 65H215V67H216ZM221 65H222V63H221ZM221 65H220V69H222V68H221ZM225 65H226V64H225ZM242 65H243V64H242ZM248 65H249V64H248ZM252 65H253V64H252ZM252 65H251V66H252ZM78 66H79V65H78ZM106 66H107V65H106ZM138 66H139V65H138ZM151 66H152V65H151ZM151 66H150V65L148 66L149 69H150ZM154 66H155V64H154ZM154 66H152V67H154ZM159 66H158V67H159ZM163 66H164V64H163ZM261 66H262V65H261ZM131 67H133V69H134L136 66H133V65L130 64V68L128 67L129 71H130ZM148 67H147V68H148ZM155 67H156V66H155ZM187 67H188V66H187ZM194 67H195V65H194ZM200 67H201V66H200ZM202 67H204V66H202ZM211 67H212V66H211ZM211 67H210V68H211ZM213 67H214V66H213ZM240 67H241V66H240ZM244 67H243V68H244ZM255 67H256V66H255ZM259 67H260V66H259ZM10 68H11V67H10ZM75 68H76V67H75ZM138 68L140 69L141 66H139ZM145 68H146V67H145ZM162 68H163V67H162ZM162 68L160 69V70H161L160 72H163V71H164V70L162 71ZM168 68H170V67L168 66ZM168 68H167V69H168ZM207 68H208V67H207ZM217 68H219V65H218ZM251 68H252V67H251ZM253 68H254V67H253ZM253 68H252V70H253ZM164 69H165V68H164ZM167 69H166L165 71H167ZM183 69H184V68H183ZM185 69H187V68H185ZM185 69H184V70H185ZM211 69H212V68H211ZM213 69H214V68H213ZM213 69H212L211 71H213ZM226 69H225V70H226ZM235 69H236V68H235ZM14 70H15V69H14ZM14 70H13V72H14ZM77 70H78V69H77ZM134 70L136 71V69H134ZM137 70H138V69H137ZM146 70H147V72H148V69H146ZM150 70H151V69H150ZM150 70H149V71H150ZM168 70H169V69H168ZM184 70H183V71H184ZM187 70H188V69H187ZM189 70H190V69H189ZM193 70H194V69H193ZM205 70H206V69H205ZM207 70H208V69H207ZM207 70H206V71H207ZM209 70H210V69H209ZM214 70H215V69H214ZM216 70H218V69H216ZM232 70H233V69H232ZM242 70H243V69H242ZM258 70H259V69H258ZM260 70H261V69H260ZM262 70H263V68H262ZM131 71H132V70H131ZM131 71H130V72H131ZM155 71H156V70H155ZM170 71H171V70H170ZM170 71H169V72H170ZM191 71H192V70H191ZM222 71H223V69H222ZM247 71H248V70H247ZM254 71L256 72V71H257V68H256V69L254 68ZM127 72H128V71H127ZM133 72H134V71H133ZM137 72H138V71H137ZM150 72H151V71H150ZM160 72H159V73H160ZM169 72H168V73H169ZM171 72H172V71H171ZM171 72H170L169 74H170V75H172V74L174 75V72H173V73H171ZM184 72H186V70H185ZM216 72H217V71H216ZM225 72H226V71H225ZM225 72H224V73H225ZM229 72H230V71H228V72H226V73H229ZM10 73H11V72H10ZM79 73H80V72H79ZM134 73H135V72H134ZM155 73H156V75H157V72H154V73H153V71H152V74L155 75ZM159 73H158V74H159ZM165 73H166V72H165ZM165 73H160V74H165ZM168 73H167V75H168ZM207 73H208V72H207ZM209 73L211 74V72H209ZM217 73H218V72H217ZM217 73H216V75H217ZM219 73H220V70H219ZM231 73H232V71H231ZM248 73H249V72H248ZM253 73H254V72H253ZM72 74H73V73H72ZM72 74H71V75H72ZM130 74H131V73H130ZM176 74H177V73H176ZM187 74H188V73H187ZM189 74H190V73H189ZM195 74H196V73H195ZM202 74H203V73H202ZM204 74H205V73H204ZM204 74H203V75H204ZM221 74H222V73H221ZM221 74H219V76H220ZM256 74H257V73H256ZM261 74H262V73H261ZM67 75H68V74H67ZM128 75H129V74H128ZM133 75H134V74H133ZM148 75H149V78H150V74H148ZM156 75H155V76H156ZM170 75H169V76H170ZM178 75H179V74H178ZM250 75H251V74H250ZM257 75H258V74H257ZM263 75H264V74H263ZM43 76H44V75H43ZM151 76L153 77V75H151ZM157 76H158V75H157ZM157 76L155 77L156 79H157ZM169 76H167V77H169ZM204 76H205V75H204ZM206 76H207V75H206ZM212 76H215V74L212 75ZM212 76H211V77H212ZM221 76H222V75H221ZM231 76H232V75H231ZM235 76H236V75H235ZM235 76H234V77H235ZM241 76H242V75H241ZM248 76H249V75H248ZM252 76H253V75H252ZM252 76H251V77H252ZM1 77H2V76H1ZM45 77H46V76H45ZM132 77H133V76H132ZM132 77H131V78H132ZM136 77H137V75H136ZM158 77H160V76H158ZM176 77H177V76H176ZM189 77H190V76H189ZM192 77H193V76H192ZM196 77H197V76H196ZM200 77H201V76H200ZM215 77H216V76H215ZM215 77H214V78H215ZM222 77H223V76H222ZM226 77H227V76H226ZM256 77H257V76H256ZM256 77L254 78L255 80H257ZM11 78H12V77H11ZM43 78H44V77H43ZM46 78H47V77H46ZM147 78H148V77L146 76V79H147ZM155 78L153 77L152 79H155ZM161 78H162V77H161ZM170 78H171V77H170ZM172 78H173V77H172ZM172 78H171V79H172ZM203 78H204V77H203ZM229 78H230V77H229ZM243 78H244V76H243ZM246 78H247V77H246ZM1 79H2V78H1ZM41 79H42V78H41ZM44 79H45V78H44ZM133 79H134V77H133ZM167 79H168V78H167ZM200 79H201V78H200ZM224 79H225V78H224ZM241 79H242V77H241ZM59 80H60V79H59ZM134 80H135V79H134ZM134 80H132V81H134ZM172 80H173V79H172ZM174 80H175V79H174ZM209 80H210V79H209ZM209 80H207V81H209ZM213 80H214V79H213ZM230 80H231V78H230ZM230 80H229L228 82H230ZM238 80H239V77H238ZM238 80H237L236 82H239V81H240V80H239V81H238ZM242 80H243V79H242ZM244 80H245V79H244ZM248 80H249V82H250L251 78L248 79ZM255 80H254V81H255ZM262 80H263V82H264V79H262ZM46 81H47V80H44V81L42 80V82H45V83H44L45 85H48V83H46ZM74 81H75V80H74ZM132 81L130 80V82L128 83L130 86H131V85L134 86V84H135V83H133ZM154 81H155V80H154ZM207 81H206V82H207ZM226 81H227V80H226ZM226 81H225V82H226ZM259 81H261L260 78H259ZM56 82H57V81H56L55 79H53V81H52L51 84H56ZM82 82H83V81H82ZM107 82H108V81H107ZM107 82H105L106 85H107ZM143 82H144V81H143ZM146 82H147V81H146ZM146 82H145V83H146ZM150 82H151V81H150ZM200 82H201V81L196 82V83H200ZM202 82H203V87H202V88H203V91H200V93L205 92L204 90L215 89V91L217 90L216 92L219 91V93L222 94V95H225V93H227V94L230 96L229 93H232L231 91L233 90V89H232V88H233V85L231 84V82H230V83H223L222 80L220 79V77H219L218 79L214 80V82H212V81L209 82V83H206L205 81H202ZM233 82H235V81H233ZM246 82H247L248 84H246L245 86H243L244 84H242L241 82H240V83H241L242 85L238 83L239 85H237V86H239L240 90H238L237 87H236L237 90H235V91H240V93H243V92H246V93H247V92H250V93H254L253 95H256V96H257V95L260 96L261 94L264 93L263 91H261V90L259 91V90H258V88H261V87H258L259 83H256V84L253 83V78H252V83H249L248 81L245 80V83H246ZM255 82H256V81H255ZM261 82H262V81H261ZM69 83H70V82H69ZM72 83H74V82L72 81ZM105 83H104V84H105ZM131 83H133V84H131ZM194 83H195V82H194ZM67 84H68V83H67ZM143 84H144V83H143ZM143 84H142V85H143ZM163 84H164V82H163ZM191 84H192V83H191ZM200 84H201V83H200ZM234 84H235V83H234ZM257 84H258V85H257ZM263 84H264V83H263ZM10 85L12 86L13 84H10ZM82 85H83V84H82ZM142 85H141V86H142ZM166 85H167V84H166ZM201 85H202V84H201ZM240 85H241L242 87H240ZM256 85H257L258 88L256 87ZM7 86H9V84H8ZM63 86H64V85H63ZM73 86H74V85H73ZM75 86H76V85H75ZM135 86H136V84H135ZM137 86H138V85H137ZM137 86H136V87H137ZM139 86H140V85H139ZM146 86H147V85H146ZM152 86H153V85H152ZM156 86H157V85H156ZM164 86H165V85H164ZM164 86H163V87H164ZM234 86H235V85H234ZM46 87H48L47 89H51V88H49V85L46 86ZM46 87H44L42 90L44 91V89H45ZM54 87H55V86H53V88H54ZM60 87H61V86H60ZM86 87H87V86H86ZM195 87H196L197 90H198V88H199L198 85H197V86L195 85ZM200 87H201V86H200ZM231 87H232V88H231ZM262 87H263V86H262ZM6 88H7V87H6ZM6 88H5V89H6ZM9 88H10V87H9ZM12 88H13V87H12ZM12 88H11V89H12ZM58 88H59V87L57 86V88H56L57 91L60 90V88H59V89H58ZM131 88H132V87H131ZM133 88H134V87H133ZM141 88H142V87H141ZM149 88H150V87H149ZM161 88H162V87H161ZM166 88H167V87H166ZM166 88H165V89H166ZM7 89H8V88H7ZM85 89H86V88H85ZM134 89H135V88H134ZM152 89H153V88H152ZM194 89H195V88H194ZM231 89H232V90H231ZM8 90H10V89H8ZM13 90H14V88L12 89V91H13ZM38 90H39V89H38ZM77 90H78V89H77ZM210 90H209V91H210ZM229 90H231V91H229ZM257 90H258V92H256ZM57 91H56V92H57ZM60 91H61V90H60ZM69 91H70V90H69ZM86 91H87V90H86ZM5 92H7V90H6ZM8 92H9V91H8ZM10 92H11V91H10ZM30 92H31V91H30ZM46 92H47V91H46ZM51 92H52V91H51ZM65 92H66V91H65ZM74 92H75V91H74ZM140 92H141V91H140ZM152 92H153V91H152ZM192 92H193V91H192ZM195 92H196V91H195ZM197 92L199 93V91H197ZM197 92H196V93H197ZM207 92H208V91H207ZM207 92H205V93H207ZM210 92H211V91H210ZM228 92H229V93H228ZM233 92H234V91H233ZM205 93H204V94H205ZM208 93H209V92H208ZM208 93H207V96H208ZM236 93H237V92H236ZM236 93H235V94H236ZM238 93H239V92H238ZM250 93H249V94H250ZM136 94H137V93H136ZM153 94H154V93H153ZM202 94H203V93H202ZM202 94H201V96L203 97ZM217 94H218V93H217ZM243 94H244V93H243ZM32 95H33V94H32ZM47 95H48V94H47ZM72 95H73V93H72ZM77 95H78V94H77ZM150 95H151V93H150ZM214 95H215V94H214ZM244 95H248V93H247V94H244ZM251 95H252V94H251ZM251 95H250V96H251ZM43 96H44V95H43ZM45 96H46V94H45ZM88 96H89V95H88ZM133 96H134V95H133ZM137 96H138V95H137ZM139 96H140V95H139ZM139 96H138V97H139ZM151 96H152V95H151ZM151 96H150V97H151ZM194 96L197 97L198 95H194ZM219 96H220V95H219ZM219 96H218V97H219ZM231 96H232V95H231ZM263 96H264V95H263ZM59 97H60V96H59ZM138 97H136V98H138ZM153 97H154V95H153ZM191 97H192V96H191ZM198 97H199V96H198ZM202 97H200V98H202ZM240 97H242V96L240 95ZM57 98H58V97H57ZM88 98H89V97H88ZM132 98H133V97H132ZM200 98H199V99H200ZM206 98H207V97H206ZM221 98H222V97H221ZM226 98H227V97H226ZM244 98H245V97H244ZM259 98H260V97H259ZM24 99H25V98H24ZM69 99H70V98H69ZM76 99H77V98H76ZM134 99H135V98H134ZM153 99H155V97H154ZM192 99H193V98H192ZM192 99H191V100H192ZM231 99H232V98H231ZM238 99H239V98H238ZM242 99H243V98H242ZM246 99H247V97H246ZM249 99H250V98H248V101H250ZM256 99H257V97H256ZM30 100H31V99H30ZM60 100H61V99H60ZM129 100H130V99H129ZM136 100H137V99H136ZM139 100L141 101V99H139ZM260 100H261V99H260ZM24 101H26V100H24ZM37 101H38V99H37ZM62 101H64V100H62ZM78 101H79V100H78ZM80 101H81V100H80ZM84 101H85V100H84ZM140 101H139V103H141ZM238 101H240V102H239V103H240V106H239V107H240V111H241L242 113H245L246 111H249V110H248V108H249L248 106H249L250 104H249L248 106L245 105L248 101H247L246 103H245V100H238ZM42 102H44V101H42ZM71 102H72V100H71ZM85 102H86V101H85ZM132 102H133V101H132ZM178 102H179V101H178ZM218 102H219V101H218ZM234 102H235V101H234ZM251 102H252V100H251ZM77 103H79V102H77ZM80 103H81V102H80ZM83 103H84V102H83ZM90 103H91V102H90ZM139 103L137 102L136 105H138ZM190 103H191V102H190ZM212 103L214 104V102H212ZM221 103H222V102H221ZM227 103H228V102H227ZM231 103H232V102H231ZM81 104H82V103H81ZM87 104H88V103H87ZM130 104H131V103H130ZM193 104H194V103H193ZM201 104H202V103H201ZM213 104H210V105H213ZM215 104H216V103H215ZM215 104H214V105H215ZM225 104H226V103H225ZM256 104H259V103H256ZM39 105H40V104H39ZM85 105H86V104H85ZM136 105L134 104V106H136ZM140 105H141V104H140ZM140 105H138V106H140ZM142 105H145V104H142ZM216 105H217V104H216ZM228 105H230V104H227L226 106H228ZM251 105H252V103H251ZM30 106H31V104H30ZM73 106H74V105H73ZM91 106H92V105H91ZM219 106H220V104H219ZM231 106H232V105H231ZM235 106H237V105H235ZM253 106H254V105H253ZM44 107H45V106H44ZM145 107H146V106H145ZM147 107H148V105H147ZM194 107H195V105H194ZM216 107H218V106H216ZM222 107H224V105L221 106V109H222ZM237 107H238V106H237ZM247 107H248V108H247ZM254 107H256V106H254ZM18 108H19V106H18ZM46 108H47V106H46ZM46 108H45V109L43 108V109H44L43 111H47ZM49 108H50V107H49ZM141 108H142V110H144V106L141 107ZM205 108H206V106H205ZM225 108H226V107H225ZM227 108H228V107H227ZM20 109H21V108H20ZM20 109H19V110H20ZM145 109H146V108H145ZM193 109H194V108H193ZM193 109H191V110H193ZM210 109H211V108H210ZM230 109H231V108H230ZM230 109L228 108L227 111H226V115H228L229 117H230V115L232 114V112H231ZM235 109H236V108H235ZM249 109H250V108H249ZM254 109H255V108H254ZM259 109H260V108H259ZM211 110H212V109H211ZM217 110L219 111V109H217ZM145 111H146V110H145ZM194 111H196V110H193V112H194ZM212 111H213V110H212ZM232 111H233V110H232ZM234 111H235V110H234ZM237 111H238V109H237ZM240 111H239V112H240ZM17 112H18V111H17ZM48 112H49V111H48ZM165 112H166V111H164L163 113L165 114ZM221 112H223V111H221ZM252 112H253V111L251 110V113H250V112H249V113L252 114V116H254ZM56 113H57V112H56ZM90 113H91V112H90ZM139 113H140V111H139ZM141 113H142V112H141ZM163 113H162V114H163ZM211 113H212V112H211ZM224 113H225V112H224ZM224 113H222V114H224ZM234 113H235V112H234ZM260 113H261V111H260ZM20 114H21V113H20ZM44 114H45V113H44ZM60 114H61V113H60ZM166 114H167V112H166ZM205 114H207V113H205ZM214 114H215V113H214ZM216 114H217V113H216ZM255 114H256V113H255ZM144 115H145V114H144ZM169 115H170V114H169ZM208 115H209V114H208ZM217 115H218V114H217ZM224 115H225V114H224ZM224 115H223V116H224ZM237 115H238V114H237ZM240 115H241V114H240ZM245 115H246V114H245ZM256 115H257V114H256ZM263 115H264V114H263ZM39 116H40V115H39ZM39 116H38V117H39ZM203 116H204V115H203ZM250 116H251V115H250ZM36 117H37V116H36ZM210 117H211V116H210ZM236 117H237V116L235 115V118L233 117V119H235V121L237 122ZM241 117H242V115H241ZM241 117H240V118H241ZM244 117H245V116H244ZM246 117L248 118L249 115L246 116ZM246 117H245V118H246ZM254 117H255V116H254ZM258 117H262V116H259V115H258ZM258 117H257V118H258ZM42 118H43V117H42ZM57 118H59V117H57ZM211 118H212V117H211ZM217 118H218V117H217ZM224 118H225V117H224ZM237 118H238V117H237ZM247 118H246V119H247ZM250 118H251V117H249V119H250ZM84 119H85V118H84ZM128 119H129V118H128ZM131 119H132V118H131ZM212 119H213V118H212ZM228 119H229V118H228ZM238 119H239V118H238ZM241 119H243V118H241ZM246 119H244V121H245ZM249 119H247L246 123L248 122ZM253 119H254V118H253ZM262 119H263V117H262ZM262 119H261V120H262ZM39 120H40V119H39ZM201 120H202V119H201ZM209 120H211V119H209ZM215 120H216V119H215ZM224 120H225V119H224ZM230 120H232V117H231L228 121H225V123H226V122H227V124L230 123V122H231ZM255 120H256V119H255ZM261 120H260V121H261ZM127 121H128V120H127ZM140 121H141V120H140ZM169 121H170V120H169ZM199 121H200V120H199ZM239 121H241V120H239ZM244 121H243V122H244ZM256 121H257V120H256ZM42 122H43V121H42ZM108 122H109V121H108ZM128 122H129V121H128ZM128 122H127V123H128ZM155 122H156V121H155ZM163 122H164V120H163ZM208 122H210V121H208ZM236 122H235V123H236ZM243 122H241V123H242V124H241L242 126H244V125L246 124V123H244V125H243ZM249 122H250V121H249ZM93 123H94V122H93ZM122 123H123V122H122ZM200 123H202V121H201ZM217 123H218V121H217ZM231 123H232V122H231ZM238 123H239V122H238ZM238 123H237V124H238ZM251 123H252V122H251ZM40 124H41V123H40ZM124 124H125V123H124ZM124 124H123V126H124ZM140 124H141V123H140ZM154 124H155V123H154ZM166 124H168V123H166ZM169 124H170V123H169ZM169 124L166 125V128L169 126ZM206 124H208V123H206ZM219 124H220V123H219ZM221 124H222V123H221ZM233 124H234V122H233ZM239 124H240V123H239ZM247 124H248V123H247ZM249 124H250V123H249ZM261 124H262V122H261ZM91 125H92V124H91ZM108 125H110V123H109ZM195 125H196V123H195ZM216 125H217V124H216ZM234 125L236 126V124H234ZM262 125H263V124H262ZM39 126H40V125H39ZM64 126H65V124H64ZM123 126H121V127L124 128ZM132 126H133V125H132ZM137 126H139L138 123H137ZM203 126H204V125H203ZM205 126H206V125H205ZM212 126H214V125H212ZM223 126H224V125H223ZM235 126H234V127H235ZM61 127H62V126H61ZM90 127H91V126H90ZM125 127H126V126H125ZM133 127L135 128V126H133ZM152 127H153V126H152ZM200 127H201V126H200ZM210 127H211V126H210ZM210 127L206 128V129H207V130H208V129L210 130ZM214 127H215V126H214ZM221 127H222V126H221ZM224 127L227 129V126H224ZM238 127H240V126H238ZM238 127H237V128H238ZM31 128H32V127H31ZM119 128H120V127H119ZM128 128H129V127L125 128V129H128ZM168 128H169V127H168ZM204 128H205V127H203V130H204ZM211 128H212V127H211ZM222 128H223V127H222ZM237 128H236V129H237ZM242 128H243V127H242ZM244 128H245V127H244ZM263 128H264V127H263ZM44 129H45V128H44ZM129 129L131 130L132 128H129ZM137 129H138V128H137ZM172 129H173V128H171V130H172ZM174 129H175V128H174ZM206 129H205V130H206ZM217 129H218V128H217ZM223 129H224V128H223ZM239 129H240V128H239ZM4 130H5V129H4ZM123 130H124V129H123ZM123 130H122V131H123ZM133 130H134V129H133ZM147 130H148V129H147ZM168 130H169V129H168ZM176 130H177V129H175V131H176ZM198 130H199V129H198ZM203 130L201 129L200 131H203ZM233 130H234V128H233ZM237 130H238V129H237ZM242 130H243V129H242ZM242 130H240V131H242ZM166 131H167V129H166ZM221 131H222V130H221ZM238 131H239V130H238ZM240 131H239V132H234V133H232V130H231V131H230L231 133L228 134V135L226 134V136H223V137H222V141H221V143L223 142V145H222L223 147H224V144H225V145H226L225 147H229V148H230V151H231V149H232V150L234 149L233 151L236 152V153H235V152H234V153L237 155V157L240 155V153H239V155H238V152H241V153H242L244 150H245V151L247 150L248 153L250 152L251 149L248 150L247 147L250 148V146H251V145L253 146L254 143H253V142L250 143V140H249L248 138L251 139L252 137H247V136H252V135L256 134L258 131H259V132H258L259 134H260V132L262 133V126L256 122L255 124L252 123V126L250 125V127H249L246 131H244V132H245L244 134H243L242 132H240ZM57 132H58V131H57ZM131 132H132V131H131ZM134 132H135V131H134ZM137 132H139V130H137ZM169 132H170V130H169ZM171 132H172V131H171ZM173 132H174V131H173ZM179 132L181 133L180 130H179ZM198 132H199V131H198ZM205 132H206V134H207V131H204V133H205ZM219 132H220V131H219V129H218V134H219ZM177 133H178V131H177ZM180 133H179V134H180ZM221 133H222V132H221ZM223 133H225V132H223ZM223 133H222V134H223ZM246 133H247V134H246ZM263 133H264V132H263ZM61 134H62V133H61ZM99 134H100V133H99ZM102 134H103V133H102ZM131 134H134V133H131ZM136 134H137V133H136ZM145 134H146V133H145ZM173 134H174V133H173ZM179 134H178V135H179ZM183 134H184V132H183L182 134H180V135L183 136V137L180 136V137H182V140H181V138L178 139V140L182 141V143H183V144L180 143V144H181V147L184 145V147L186 148L185 150H189V151H190L191 146H193V145H191V141H190V140H192V139H190L191 137H188V138H189V139H188V138L186 137V135L184 136ZM222 134H221V135H222ZM4 135H5V134H4ZM59 135H60V134H59ZM106 135H107V134H106ZM137 135H138V134H137ZM139 135H140V134H139ZM147 135H148V134H146V136H147ZM165 135H166V134H165ZM168 135H169V134H168ZM170 135H171V133H170ZM174 135H175V134H174ZM261 135H263V134H261ZM261 135H260V136H261ZM0 136H1V135H0ZM53 136H54V135H53ZM114 136H115V135H114ZM146 136H145V137H146ZM187 136H188V135H187ZM200 136H201V135H200ZM211 136H212V135H211ZM260 136H258V137H260ZM163 137H164V136H163ZM168 137H169V136H168ZM207 137H208V136H207ZM209 137H210V136H209ZM212 137H213V136H212ZM58 138H59V137H58ZM94 138H95V136H94ZM118 138H119V137H118ZM130 138H132V137H130ZM149 138H150V137L148 136V137H146V139L143 140L144 142H143L142 145H140V148H141V149H140V148H139L140 150L138 149V153H139L141 150H142V152H144V151H146V152H148V151H152V152H154V154H156V155L159 157L158 154H160V153L163 151L162 143H161V142H156V141H155V142H152V140L150 141ZM169 138H170V137H169ZM176 138H179V136L176 137ZM261 138H262V137H261ZM56 139H57V136H56ZM217 139H218V137H217ZM219 139H221V137H220ZM219 139H218V140H219ZM262 139L264 140V138H262ZM94 140H95V139H94ZM166 140H167V139H166ZM207 140H208V139H207ZM253 140H254V139H253ZM96 141H97V140H96ZM132 141H134V140H132ZM135 141H136V140H135ZM172 141H173V140H172ZM255 141H256V140H255ZM23 142H24V141H23ZM54 142H57V141L55 140ZM54 142H53V144H54ZM67 142H68V141H67ZM128 142H129V143L127 144V146H126V144H124V145L122 144V146H123V147L125 146L126 149H127L128 147H130L132 144H134V143L131 142L130 140H129ZM139 142H140V141H139ZM167 142H168V141H166V144H167ZM170 142H171V141H170ZM213 142H214V141H213ZM217 142H218V141H217ZM256 142H257V141H256ZM263 142H264V141H263ZM59 143H60V142H59ZM61 143H63V142H61ZM96 143H97V142H96ZM174 143H175V142H174ZM252 143H253V144H252ZM257 143H258V142H257ZM15 144H16V143H15ZM73 144H74V143H73ZM97 144H98V143H97ZM138 144H139V143H138ZM166 144H165V145H166ZM172 144H173V143H172ZM178 144H179V142H178ZM192 144H194V141H192ZM218 144H219V143H218ZM255 144H256V143H255ZM255 144H254V145H255ZM65 145H66V144H65ZM257 145H258V144H257ZM257 145H256V146H257ZM259 145H260V146H263V145H261L260 143H259ZM10 146H11V145H10ZM10 146H8V147H10ZM56 146H57V145H56ZM56 146L54 147V150H55ZM99 146H100V145H99ZM132 146H133V145H132ZM175 146H176V144H175ZM175 146H174V147H175ZM178 146H179V145H178ZM178 146H177V149H180V148H178ZM11 147H12V146H11ZM15 147H16V146H15ZM125 147H124L123 150H119V148H117V147L114 149V150L118 149V150H117L118 152L116 151V152L118 153V155L116 154V158L114 157V159H111V160H113L112 163H114V164L116 163V164H115V166L117 165L116 168L118 167V169L115 168L117 172L115 171V169L113 170L114 173H119V172H118L119 169H120L119 166L124 164L123 157H126V156H127V155L124 156V154H123V152H124V150H125ZM167 147H168V145H167ZM218 147H220V146L218 145ZM218 147H217V148H218ZM258 147H259V146H258ZM63 148H65V147H63ZM91 148H92V147H91ZM182 148H183V147H182ZM213 148H214V147H213ZM260 148H261V147H260ZM49 149H50V148H49ZM56 149H57V148H56ZM60 149H61V148H60ZM128 149H129V148H128ZM177 149H176V147H175V150H176V153H177V154L175 153L176 155L174 154V156L176 157V160L179 161V160H180L179 155L181 154L182 151H178ZM220 149H221V148H220ZM222 149H223V148H222ZM255 149H256V148H255ZM263 149H264V148H263ZM25 150H26V149H25ZM52 150H53V149H52ZM165 150H166V149H165ZM181 150H183V149H181ZM185 150H184V151H185ZM195 150H197V148H196ZM201 150H202V149H201ZM201 150H200V151H201ZM215 150H216V149H215ZM218 150H219V148H218ZM218 150H217V151H218ZM224 150H225V148H224ZM227 150H228V149H227ZM261 150H262V149H261ZM78 151H79V150H78ZM90 151H91V150H90ZM128 151H129V150H128ZM128 151H127V152H128ZM184 151H183V152H184ZM210 151H211V150H210ZM254 151H255V150H254ZM37 152H38V155H36V157H39V153H40L39 150L35 151L34 154H37ZM41 152H42V151H41ZM93 152H94V151H93ZM112 152H113V151H112ZM127 152H126V154H127ZM136 152H137V149H136ZM173 152H174V151H173ZM196 152H197V151H196ZM196 152H195V154H196ZM202 152H203V151H202ZM206 152H207V151H206ZM212 152H214V151L212 150ZM215 152H216V151H215ZM219 152H220V151H219ZM251 152L253 153V151H251ZM130 153H131V152H130ZM130 153H129V154H130ZM184 153H186V151H185ZM187 153H188V152H187ZM187 153H186L185 155H188ZM216 153H217V152H216ZM244 153H247V152H243V154H244ZM248 153H247V154H248ZM254 153L257 154V151H255ZM24 154H26V153L24 152ZM32 154H33V153H32ZM43 154H44V153L42 152V155H43ZM88 154H89V153H88ZM182 154H183V153H182ZM189 154H190V153H189ZM197 154H198V153H197ZM197 154L195 155L196 157L193 156V158H197V157H198ZM207 154H208V153H207ZM210 154H211V153H210ZM226 154H227V153H226ZM226 154H225V155H226ZM235 154H234V155H235ZM263 154H264V153H263ZM89 155H90V154H89ZM92 155H94V154H92ZM111 155H112V154H111ZM131 155H132V154H131ZM137 155H138V154H137ZM161 155H162V154H161ZM163 155H164V154H163ZM165 155H166V154H165ZM193 155H194V154H193ZM213 155H214V154H213ZM219 155H220V154H219ZM219 155H217V157H218ZM248 155H250V153H249ZM252 155H254V154H252ZM259 155H260V153H259ZM90 156H91V155H90ZM90 156H89V157H90ZM114 156H115V155H114ZM139 156L141 157L142 154H141V155H138V157H139ZM152 156H154V155H152ZM152 156H151V157H152ZM157 156H155V157H157ZM182 156L184 157V154H183ZM206 156L208 157V155H206ZM230 156H231V155H230ZM230 156H229V157H230ZM240 156H241V155H240ZM240 156H239V157H240ZM242 156H243V155H242ZM242 156H241V157H242ZM244 156H246V155L244 154ZM257 156H258V155H257ZM34 157H35V156H34ZM130 157H131V156H130ZM140 157H139V158H140ZM155 157H153V158H155ZM163 157H164V156H163ZM189 157H190V155L188 156V158H189ZM207 157H204V158H207ZM220 157H221V156H220ZM220 157H218V158H220ZM229 157H228V158H229ZM231 157L233 158L234 156H231ZM231 157H230V159H231ZM247 157H248V156H247ZM250 157H251V156H250ZM132 158H133V157H132ZM139 158H138V160H139ZM159 158H160V157H159ZM159 158H158V159H159ZM177 158H179V159H177ZM201 158H202V157H200V159L197 158L198 160L196 159L194 162H197V163H198V162H201L202 159H203V158H202V159H201ZM243 158H245V157H243ZM243 158H242V159H239L240 164L242 163L241 165L246 164L245 161H244L245 159L243 160ZM38 159H39V158H38ZM89 159H90V158H89ZM93 159H94V158H93ZM96 159H97V158H96ZM124 159H125V158H124ZM128 159H129V158H128ZM142 159H143V158H141V161L139 160L140 162H138V160H137V162H135V163H136V166H135V167H137V168H141V167L143 166V163H144V162H142ZM156 159H157V158H156ZM174 159H175V158H173V160H174ZM184 159H185V157H184ZM184 159H183V160H184ZM212 159H213V158H212ZM235 159L237 160L238 158H235ZM235 159H234V160H235ZM247 159H248V158H247ZM253 159H255V157H254ZM65 160H66V159H65ZM69 160H70V159H69ZM114 160H115V162H114ZM125 160H126V159H125ZM144 160H145V159H144ZM144 160H143V161H144ZM173 160H172V161H173ZM186 160H187V159H186ZM186 160H185V161H186ZM191 160H192V162H193V160H194V159H192V154H191L190 161H191ZM203 160H204V161H202V162L204 163L205 161L207 162V161L210 160V159L207 158V160H205V159H203ZM215 160H216V159H214V160H212V161H215ZM218 160H219V159H218ZM218 160H217V161H218ZM220 160H221V159H220ZM220 160H219V161H220ZM236 160H235V161H236ZM248 160H249V159H248ZM256 160H257V159H256ZM256 160H255V161H256ZM258 160H259V159H258ZM52 161H53V160H52ZM67 161H68V160H67ZM100 161H101V160H100ZM172 161H171V162H172ZM188 161H189V160H188ZM188 161H187V163H188ZM212 161H210V162L212 163ZM219 161H218V162H219ZM251 161H254V160H251ZM255 161H254V162H255ZM37 162H38V161H37ZM92 162H93V161H92ZM94 162H95V161H94ZM110 162H111V161H110ZM126 162H128V160H127ZM126 162H125V163H126ZM202 162H201V163H202ZM220 162H222V161H220ZM225 162H226V161H225ZM225 162H223V163H225ZM233 162H234V161H233ZM236 162H237V161H236ZM247 162H248V161H247ZM257 162H258V161H257ZM259 162H260V161H259ZM112 163H111V164H112ZM172 163H173V162H172ZM172 163H171V164H172ZM176 163H177V162H176ZM176 163H175V164H176ZM201 163H200L199 165H201ZM223 163H222V164H223ZM249 163H250V162H249ZM263 163H264V162H263ZM40 164H41V162H40ZM126 164H127V163H126ZM128 164H129V163H128ZM137 164H138V166H137ZM145 164H147V163H145ZM145 164H144V166H145ZM180 164H181V162H180ZM190 164H191V163H190ZM194 164H195V163H194ZM212 164H213V163H212ZM212 164H211V165H212ZM228 164H230L229 159H228ZM232 164H233V163H232ZM234 164H236V163H234ZM240 164H238V165H236V166L239 167ZM250 164H252V163H250ZM250 164H249V165H250ZM257 164H258V163H257ZM27 165H29V164H27ZM134 165H135V164H134ZM186 165H187V164H186ZM206 165H207V164H206ZM209 165H210V164H209ZM214 165H215V164H214ZM216 165H217V164H216ZM219 165H221V163H219L218 166H219ZM223 165H224V164H223ZM246 165H247V164H246ZM246 165H245V166L243 165L244 168L247 167ZM253 165H254V163H253ZM253 165H252V166H253ZM258 165H259V164H258ZM35 166H36V165H35ZM39 166H40V165H39ZM39 166H38V167H39ZM47 166H48V165H47ZM60 166H61V164H60ZM115 166H114V167H115ZM182 166H184V164H183ZM188 166L190 167L189 164H188ZM192 166H193V165H192ZM197 166H198V165H197ZM221 166H222V165H221ZM221 166H219V167H220L219 170L222 169L223 166H222V167H221ZM228 166H229V165H228ZM228 166L225 165V168L228 167ZM252 166H251V168H252ZM254 166L256 167L257 165H254ZM262 166H263V165H262ZM66 167H67V166H66ZM114 167H112V168H114ZM120 167H121V166H120ZM135 167H134V168H135ZM145 167H146V166H145ZM180 167H181V165H180ZM184 167H185V166H184ZM184 167H183V168H184ZM195 167H196V166H194V168H195ZM216 167H217V166H216ZM234 167H235V165H234ZM248 167H249V166H248ZM248 167H247V168H248ZM36 168H37V167H36ZM122 168H123V166H122ZM122 168H121V169H122ZM134 168H133V169H134ZM137 168H136L135 171L133 170V172H135V175H133V177L131 176V177H132L131 180H133V181H136V180L138 181V177H139V176H138L137 174L139 173V171H138V173L136 174V171L138 170ZM143 168H144V167H143ZM160 168H161V167H160ZM190 168H191V167H190ZM196 168H197V167H196ZM196 168H195V170H196ZM213 168H214V167H213ZM217 168H218V167H217ZM239 168H240V167H239ZM241 168L243 169V167H241ZM241 168H240V169H241ZM37 169H39V168H37ZM147 169H148V166H147ZM147 169H146V170L143 169V170H145L146 172H144V171L142 170V171L144 172V174H143V173L141 174L143 178L145 177L146 174H149V173H147ZM165 169H166V167L164 168V171L166 172ZM184 169H185V168H184ZM192 169H193V168H191V171L194 170V169H193V170H192ZM261 169H262V168H261ZM261 169H260V170H261ZM131 170H132V169H131ZM139 170H140V169H139ZM159 170H160V169H159ZM186 170H187V169H186ZM208 170H209V169H208ZM224 170H225V169H224ZM227 170H228V169H227ZM249 170H250V168L248 169V171H246V169H245V172L248 173ZM254 170H255V168H254ZM37 171H38V170H37ZM37 171H36V172H37ZM46 171H47V170H46ZM111 171H112V169H111ZM113 171H112V172H113ZM161 171H163V170H161ZM161 171H158V172L160 173ZM188 171H189V170H188ZM196 171L198 172L199 170L197 169ZM215 171H216V170H215ZM250 171H251V170H250ZM252 171H253V169H252ZM252 171H251V172H252ZM48 172H49V171H48ZM122 172H123V171H122ZM197 172H196V173H197ZM224 172L226 173V171H224ZM239 172H240V171H239ZM242 172H243V170H242ZM242 172H241V173H242ZM51 173H52V172H51ZM120 173H121V172H120ZM145 173H146V174H145ZM154 173H155V172L151 173L152 175L149 174L150 176H149V175H146V178L144 179V182H143V186H140V185H141V184H140V185H139L140 187H138V188H139V191H141V194H140V195H142L143 198H145L144 196H145L146 194H147V195H148V194H151V193L153 194V192H154L153 190H156V187H155V183H156V182H155V181H157L156 179L158 178L159 174H158L157 178L154 180V178H152V176H153ZM185 173H186V172H185ZM200 173H201V174H200ZM200 173H198V175H197V174H195V171L192 172V177H191V178H194V181H195V183L197 184V187H198V186H201V187H202V185L204 186L206 183L208 184V177L210 176L209 174H207L208 172H207V173H205V172H200ZM219 173H220V172H219ZM253 173H254V175H253V177H254V176H255V171H254ZM256 173H257V172H256ZM261 173H262V172H261ZM110 174H111V172H110ZM133 174H134V173H133ZM186 174H187V173H186ZM223 174H224V173H223ZM243 174H244V173H243ZM250 174H251V173H250ZM250 174H248V175L251 176ZM111 175H112V174H111ZM114 175H115V174H114ZM118 175H119V174H118ZM123 175H124V174H123ZM139 175H140V174H139ZM143 175H144V176H143ZM154 175H157V171H156V174H154ZM163 175H164V172H163ZM163 175H162V176H163ZM165 175H166V174H165ZM189 175H190V174H189ZM208 175H209V176H208ZM248 175H247V176H248ZM44 176H45V175H44ZM136 176H138V177H136ZM179 176H181V175H179ZM221 176H222V174H221ZM224 176H225V175H224ZM226 176H227V175H226ZM249 176H248V177H249ZM256 176H257V175H256ZM258 176H259V174H258ZM116 177H117V175H116ZM153 177H154V176H153ZM155 177H156V176H155ZM160 177H161V176H160ZM164 177H165V176H164ZM210 177H212V176H210ZM251 177H252V176H251ZM253 177H252L251 179H253ZM117 178H119V177H117ZM180 178H181V177H180ZM188 178H189V177H188ZM220 178H221V177H220ZM220 178H219V179H220ZM225 178H228V177H225ZM242 178H244V177H242ZM254 178H255V177H254ZM127 179H128V178H127ZM178 179H179V177H178ZM178 179H177V180H178ZM189 179H190V178H189ZM228 179H233V178H228ZM261 179H264V174H260V176H259V178H258L257 181L260 182L259 180H261ZM210 180H211V179H210ZM210 180H209V181H210ZM214 180H215V178H214ZM225 180H226V179H225ZM234 180L236 181V179H234ZM241 180H242V179H241ZM246 180L248 181V179H246ZM246 180H245V181L242 180V181H241L242 183H241V182H240L239 184L237 183V184H238V187L240 188L243 184H246V182H247ZM253 180H254V179H253ZM28 181H29V180H28ZM53 181L56 182L55 180H53ZM100 181H101V180H100ZM167 181H168V180H167ZM167 181H166V182H167ZM170 181H171V180H170ZM170 181H169V182H170ZM173 181H174V180H173ZM182 181H183V180H182ZM191 181H192V180H191ZM220 181H221V180H220ZM232 181H233V180H232ZM235 181L233 182V184L236 183ZM238 181H240L239 178H238ZM249 181H250V180H249ZM262 181H263V180H262ZM57 182H58V181H57ZM157 182H158V181H157ZM160 182H163V180H161ZM160 182H158L159 185H158V183H157V186H161V185H163L162 183H161V185H160ZM164 182H165V181H164ZM211 182H213V181H211ZM225 182H226V181H225ZM228 182H229V181H228ZM228 182H227V183H228ZM243 182H245V183H243ZM40 183H41V182H40ZM50 183H51V182H50ZM52 183H53V182H52ZM52 183H51V184H52ZM104 183H105V182H104ZM174 183H176V182H173V184H174ZM184 183H185V182H184ZM189 183H191V182H189ZM193 183H194V182H193ZM195 183H194V184H195ZM220 183H221V182H220ZM229 183H230V182H229ZM263 183H264V182H263ZM101 184H102V183H101ZM101 184H100V185H101ZM107 184H108V183H107ZM110 184L112 185V183H110ZM131 184H132V183H131ZM196 184H195V185H196ZM252 184H254V183H252ZM47 185H48V184H47ZM47 185H46V186H47ZM104 185H106V184H104ZM136 185H138V184H136ZM171 185H172V184H171ZM171 185H168V186H171ZM187 185H189V184H187ZM212 185H213V184H211V187H212ZM215 185H216V184H215ZM225 185H226V184H225ZM239 185H240V186H239ZM254 185H256V184H254ZM48 186H49V185H48ZM94 186H95V185H94ZM133 186H135V184H134ZM191 186H192V185H191ZM213 186H214V185H213ZM227 186H228V185H227ZM230 186H233V185H230ZM256 186H258V184H257ZM107 187L109 188V185H108ZM107 187H103V188L105 189L106 192H107V190H109ZM141 187H142V188H141ZM154 187H155V189H154ZM162 187L165 188L164 185H163ZM172 187H174V186H172ZM192 187H193V186H192ZM192 187H187V188H192ZM195 187H196V186H195ZM204 187H205V186H204ZM219 187H220V185H219ZM223 187H226V186H224V184H223ZM236 187H237V185L234 187V189H235ZM243 187H244V185H243ZM140 188H141V190H140ZM157 188H158V187H157ZM181 188H182V187H181ZM193 188H194V187H193ZM226 188H227V187H226ZM226 188H225V189H226ZM228 188H229V187H228ZM228 188H227V189H228ZM232 188H233V187H232ZM232 188H231V189H232ZM247 188H248V186L246 187V190H247ZM42 189H43V188H42ZM89 189H90V188H89ZM132 189H133V188H132ZM171 189H172V188H171ZM175 189H176V188H175ZM202 189H203V188H202ZM221 189L224 190V188H221ZM243 189H245V188H243ZM243 189H242V190H243ZM248 189H249V188H248ZM253 189H255V188H252V190H253ZM260 189H261V188H260ZM52 190H53V188H52ZM102 190H103V189H102ZM123 190H124V189H123ZM135 190H137V187H136ZM157 190H158V189H157ZM186 190L189 191L190 189H186ZM186 190L184 189V191H186ZM210 190H213V189L211 188ZM239 190H240V189H239ZM112 191H113V190H112ZM129 191H133V190L130 189ZM137 191H138V190H137ZM139 191H138V192H139ZM182 191H183V190H182ZM190 191H191V190H190ZM208 191H209V190H208ZM208 191H207V192H208ZM256 191H257V189H256ZM19 192H20V191H19ZM28 192H29V191H28ZM102 192H104V191H102ZM113 192H114V191H113ZM116 192H117V191H116ZM121 192H122V191H121ZM121 192H120V193H121ZM123 192H124V191H123ZM123 192H122V193H123ZM125 192H126V191H125ZM158 192H159V191H158ZM158 192H157V193H158ZM164 192H165V191H164ZM240 192H242V191H240ZM247 192H248V190H247ZM263 192H264V190H263ZM51 193H52V192H51ZM55 193H56V192H55ZM109 193H110V195H109ZM109 193H108V195L110 196V198H112V197H111V196H112V195H111V194H112L111 191H109ZM122 193H121V197L124 196ZM135 193H137V192H135ZM157 193H156V194H157ZM159 193H160V192H159ZM162 193H163V191H162ZM170 193H171V192H170ZM180 193H181V192H180ZM189 193H190V192H189ZM205 193H206V192H205ZM205 193H204V194H205ZM242 193H245L246 197L249 196V194H246L245 191L242 192ZM35 194H36V193H35ZM102 194H103V193H102ZM137 194H139V193H137ZM163 194H164V193H163ZM185 194H186V193H185ZM201 194H202V193H201ZM201 194H200V195H201ZM204 194H202V195H204ZM250 194H251V192H250ZM254 194H255V193H254ZM12 195H13V194H12ZM29 195H30V194H29ZM32 195H33V194H32ZM45 195H46V194H45ZM108 195H106V196H108ZM114 195H115V194H114ZM122 195H123V196H122ZM128 195H131V194H128ZM128 195H127V196H128ZM168 195H169V193H168ZM168 195H167V196H168ZM183 195H184V193H183ZM200 195H199V193H198L197 190H196V192H195L193 195L190 196V197H191V199H189L190 204H191V202L194 203V201H196L197 199H199ZM241 195H242V194H241ZM245 195H244V196H245ZM134 196H135V195H134ZM134 196H133V197H134ZM142 196H141V197H142ZM152 196H153V195H152ZM154 196H155V195H154ZM158 196H159V195H158ZM165 196H166V192H165ZM172 196H174V195H172ZM172 196H171V197H172ZM188 196H189V195H188ZM244 196H242V197H244ZM250 196H251V195H250ZM262 196H263V195H262ZM113 197H114V196H113ZM131 197H132V196H131ZM141 197H140V198H141ZM148 197H149V196H148ZM155 197H156V196H155ZM174 197H175V196H174ZM205 197H206V196H205ZM205 197H204V198H205ZM232 197H233V196H232ZM56 198H57V197H56ZM110 198H109V199H110ZM118 198H119V197H118ZM149 198H150V197H149ZM156 198H157V197H156ZM164 198H165V197H164ZM169 198H170V197H169ZM201 198H202V197H201ZM204 198H203V199H204ZM239 198H240V197H239ZM256 198H258V197H256ZM54 199H55V198H54ZM109 199H108V200H109ZM120 199H121V198H120ZM120 199H118V200H120ZM125 199H126V198H125ZM125 199H124V200H125ZM151 199H152V198H151ZM165 199H167V198H165ZM165 199H164V200H165ZM205 199H208V201L210 202L209 204L212 203V206L208 205V203H207V205L210 206L209 208H211V211H212V212L210 211V215H211V213L213 214V213H215V212H218L220 209H224V210H223L224 212H226V211L228 210V211H229V214H230L231 212H233L234 214H237V213H239V210H240V209L244 208V206H243L242 208H240V204H241V203H244V202H241V203L239 204V202L242 201V200L239 201L238 198H236L237 200H236L234 197L231 198V196H230V194H229L228 192H217V191H215V190H214V191H209V192L207 193V198H205ZM246 199H247V198H246ZM258 199H260V198H258ZM2 200H3V199H2ZM33 200H34V198H33ZM111 200H112V199H111ZM115 200H116V199H114V201H115ZM153 200H156V199L153 198ZM162 200H163V198H162ZM171 200H172V199H171ZM48 201H49V200H48ZM128 201H129V199H128ZM169 201H170V199H169ZM244 201H245V200H244ZM259 201H261V200H259ZM259 201H258V202H259ZM43 202H44V201H43ZM60 202H61V201H60ZM187 202H188V201H187ZM196 202H197V201H196ZM196 202H195L194 204H196ZM199 202H201V201H199ZM206 202H207V200H206ZM249 202H250V201H249ZM40 203H42V202H40ZM61 203H62V202H61ZM127 203H128V202H127ZM154 203H155V202H154ZM197 203H198V202H197ZM202 203H203V202H202ZM204 203H205V201H204ZM204 203H203V204H204ZM121 204H122V203H121ZM123 204H124V202H123ZM161 204H162V203H161ZM198 204H199V203H198ZM203 204H200V205L203 206ZM246 204H247V202H246ZM246 204H245V205H246ZM188 205H189V204H188ZM263 205H264V204H263ZM37 206H38V205H37ZM52 206H53V205H52ZM123 206H124V205H123ZM195 206H196V205H195ZM202 206H198V205H197V207H193V208H191V211H189V209H188V211H189V212H193V213H194V212H197V214H200V213H198V210L200 211V209L202 208ZM208 206H206V207L208 208ZM250 206H251V205H250ZM258 206H259V205H258ZM72 207H74V206H72ZM75 207H76V206H75ZM129 207H130V206H129ZM129 207H128V208H129ZM174 207H175V209H176L175 204H174ZM189 207H190V205H189ZM191 207H192V205H191ZM206 207H205V208H206ZM69 208H71V207H69ZM122 208H123V207H122ZM180 208H181V207H177V210H179ZM257 208H258V207H257ZM162 209H164V208H162ZM165 209H166V207H165ZM165 209H164V210H165ZM181 209H182V208H181ZM53 210H54V209H53ZM76 210H77V209H76ZM159 210H160V208H159ZM159 210H156V211H159ZM166 210H167V209H166ZM173 210H174V209H173ZM201 210H202V209H201ZM225 210H226V211H225ZM44 211H45V210H44ZM61 211H62V210H61ZM73 211H74V210H73ZM124 211H125V210H124ZM160 211H161V210H160ZM174 211H176V210H174ZM203 211H204V210H203ZM241 211H242V210H241ZM241 211H240V212H241ZM246 211H247V210H246ZM250 211H252V209H251ZM92 212H93V211H92ZM165 212H166V211H165ZM179 212H180V211H179ZM200 212H201V211H200ZM28 213H29V212H28ZM53 213H54V212H53ZM80 213H81V211H80ZM121 213H123V212L121 211ZM126 213H129V212H125V213H123L124 216L126 215ZM170 213H171V212H170ZM174 213H175V212H174ZM201 213H202V212H201ZM241 213H242V212H241ZM244 213H245V212H244ZM45 214H46V213H45ZM68 214H69V213H68ZM168 214H169V213H168ZM189 214H190V213H189ZM195 214H196V213H195ZM195 214H194V215H195ZM216 214H217V213H216ZM218 214H219V213H218ZM229 214L226 213V215H229ZM255 214H256V213H255ZM50 215H51V214H50ZM56 215H57V214H56ZM58 215H59V214H58ZM60 215H61V214H60ZM69 215H70V214H69ZM69 215H68V216H69ZM92 215H93V213H92ZM98 215H100V214H98ZM128 215H129V214H128ZM134 215H135V214H134ZM182 215H183V212H182ZM185 215H186V213H185ZM203 215H205V214H203ZM220 215H221V214H220ZM220 215H219V218H220ZM252 215H253V214H252ZM101 216H102V215H101ZM159 216H160V215H159ZM179 216H180V215H179ZM187 216H188V215H187ZM191 216H193V215H191ZM196 216H197V215L193 216V217H194L193 220L196 219V218H195ZM200 216H201V214H200ZM200 216H199L198 218H200ZM212 216H213V215H211V217H212ZM214 216H217V215L214 214ZM229 216H230V215H229ZM235 216H237V215H235ZM238 216L240 217V215H238ZM238 216H237V217H238ZM243 216H244V215H243ZM245 216H246V214H245ZM72 217H73V216H72ZM91 217H93V216H91ZM129 217H130V215H129ZM169 217H171V215H170ZM172 217H173V216H172ZM172 217H171V218H172ZM174 217H175V216H174ZM182 217H183V216H182ZM189 217H190V215H189ZM201 217H203V216H201ZM224 217H225V215H224L223 217H221V218L224 219ZM241 217H242V216H241ZM93 218H94L95 220H97L96 218L99 219V216L96 217V218H95V217H93ZM176 218H178V214H177V217H176ZM180 218H181V217H180ZM198 218H197L196 220H198ZM235 218H236V217H235ZM235 218H234V219H235ZM249 218H250V216H249ZM91 219H92V218H91ZM131 219H132V218H131ZM157 219H158V218H157ZM190 219H192V217L189 218V219H186V221H187V220H190ZM201 219H202V218H201ZM203 219H204V217H203ZM210 219H211V218H210ZM214 219H216V217H215ZM225 219H226V217H225ZM231 219H232V218H231ZM239 219H241V218H239ZM63 220H64V219H63ZM95 220H94V221H95ZM99 220H100V219H99ZM126 220H127V216H126ZM180 220H181V219H180ZM205 220H207V219H205ZM205 220H204V221H205ZM208 220H209V218H208ZM216 220H217V219H216ZM226 220H227V219H226ZM251 220H252V219H251ZM253 220H254V219H253ZM91 221H93V220H90V219H89V222H91ZM159 221H160V220H159ZM181 221H182V220H181ZM181 221H180V222H181ZM191 221H192V220H191ZM194 221H195V220H194ZM194 221H192V222L194 223ZM199 221L202 222V220H200V219L198 220V222H199ZM204 221H203V222H204ZM211 221H213V217H212ZM217 221H218V220H217ZM237 221H238V220H237ZM46 222H47V221H46ZM67 222H68V221H67ZM85 222H86V221H85ZM85 222L83 223V225L88 223V222H87V223H85ZM99 222H100V221H99ZM174 222H175V221H174ZM187 222H188V221H187ZM187 222H184V224L187 223ZM192 222H190V223L188 222V224H186V226H187V225H191ZM198 222H196V223H198ZM205 222H206V221H205ZM208 222H209V221H208ZM100 223H101V222H100ZM136 223H137V222H136ZM193 223H192V226H193ZM196 223H195V224H196ZM206 223H207V222H206ZM210 223L213 224L212 222H210ZM91 224H92V222L89 223V225L87 224V228H89V226H91ZM95 224H97V223L95 222L94 224H92L91 227L96 226ZM133 224H135V223H133ZM163 224H164V223H163ZM163 224H162V225H163ZM181 224H182V223H181ZM202 224H203V223H202ZM248 224H249V223H248ZM5 225H6V224H5ZM127 225H128V224H127ZM225 225H226V224H225ZM235 225H236V224H235ZM84 226H86V225H84ZM84 226H82V227H84ZM98 226H99V224H98ZM129 226H130V225H129ZM132 226H133V225H132ZM132 226H131V227H132ZM192 226H191V227H192ZM206 226H207V225H206ZM206 226H205V224H204V226H203V225H200L199 228L202 229L203 227H206ZM208 226H209V225H208ZM208 226H207V227H208ZM210 226H212V225H210ZM210 226H209V227H210ZM9 227H10V226H9ZM13 227H14V226H13ZM53 227H54V226H53ZM66 227H67V226H66ZM68 227H69V226H68ZM82 227H81V228H82ZM91 227H90V228H91ZM96 227H97V226H96ZM135 227H136V226H135ZM135 227H134V228H135ZM163 227H165V226H163ZM209 227H208V230H209ZM223 227H224V226H223ZM223 227H222V228H223ZM228 227H230V226H228ZM69 228H70V227H69ZM87 228H86V229H87ZM134 228H133V229H134ZM181 228H182V227H181ZM193 228H194V227H193ZM197 228H198V227H197ZM233 228H234V227H233ZM4 229H5V228H4ZM6 229H7V228H6ZM6 229H5V230H6ZM54 229H55V228H54ZM133 229H132V230H133ZM183 229H184V228H183ZM188 229H189V228H188ZM201 229H200V230H201ZM203 229H204V228H203ZM206 229H207V228H206ZM217 229H218V228H217ZM52 230H53V229H52ZM52 230H50L49 232H51ZM90 230H92V229H90ZM93 230H94V229H93ZM119 230H120V229H119ZM138 230H139V229H138ZM162 230H163V229H162ZM167 230H168V229H167ZM193 230H194V229H193ZM208 230H207V232H208ZM210 230H211V229H210ZM231 230H232V229H231ZM44 231H45V230H44ZM68 231H69V230H68ZM72 231L74 232L73 234H75V231H76V230H75V231L72 230ZM72 231H71V232L69 231V232L72 233ZM94 231H95V230H94ZM99 231H100V230H99ZM120 231H121V230H120ZM163 231H166V230H163ZM184 231H185V230H184ZM187 231H188V230H187ZM201 231H202V230H201ZM211 231H212V230H211ZM213 231H214V230H213ZM234 231H235V230H234ZM63 232H64V231H63ZM102 232H103V231H102ZM102 232H101V233H102ZM145 232H147V231H145ZM175 232H176V231H175ZM194 232H195V231H194ZM198 232H200V231H198ZM202 232H203V231H202ZM204 232H206V231H204ZM230 232H231V231H230ZM230 232H229V233H230ZM235 232H236V231H235ZM54 233H55V232H54ZM79 233H80V232H79ZM93 233H94V232H93ZM95 233H96V236H97V235H100V234H97V232H95ZM108 233H109V232H108ZM118 233L120 234V232H118ZM130 233H131V232H130ZM140 233H141V232H140ZM143 233H144V232H143ZM143 233H141V234H143ZM151 233H152V232H151ZM159 233H160V232H159ZM184 233H185V232H184ZM11 234H12V233H11ZM15 234H16V233H15ZM65 234H66V233H65ZM76 234L79 235V234H78V230L76 231ZM80 234H81V233H80ZM91 234H92V232H91ZM104 234H105V233H104ZM110 234H111V233H110ZM164 234H165V233H164ZM227 234H228V233H227ZM227 234H225V235H227ZM70 235H71V234H70ZM101 235H103V234H101ZM101 235H100V236H101ZM107 235H108V234H107ZM130 235H131V234H130ZM130 235H128V237H129ZM133 235H134V233H133ZM138 235H139V233H138ZM138 235L136 234V237H137ZM152 235H153V234H152ZM154 235H155V236H154ZM154 235H153L154 237H157V238H158V236H156V234H154ZM161 235H162V234H161ZM176 235H177V234H176ZM204 235H205V234H204ZM204 235H202V236H204ZM82 236H83V235H82ZM100 236H99V237H100ZM111 236H112V235H111ZM143 236H144V235H143ZM143 236L141 235V237H143ZM153 236H150V239L154 240V237H153ZM163 236H165V235H163ZM184 236H185V235H184ZM192 236H193V234H192ZM194 236H195V235H194ZM209 236H210V235H209ZM233 236H234V235H233ZM58 237H59V236H58ZM63 237H64V236H63ZM67 237H68V236H67ZM71 237H72V235H71L69 238H71ZM73 237H74V235H73ZM132 237L135 238L134 236H132ZM141 237H139L138 239H140ZM144 237H145V236H144ZM144 237H143V238H144ZM151 237H152V238H151ZM188 237H189V236H188ZM225 237H227V236H225ZM237 237H238V236H237ZM54 238H55V237H54ZM114 238H115V237H114ZM129 238H130V237H129ZM129 238H128V239H129ZM213 238H214V237H213ZM219 238H220V237H219ZM229 238H231V236L229 237V235H228V238H227V239H229ZM97 239H98V238H97ZM106 239H107V237H106ZM147 239H148V237H147ZM150 239H149V240H150ZM155 239H156V238H155ZM160 239H162V238H160ZM177 239H178V238H177ZM191 239H192V238H191ZM215 239H216V238H215ZM222 239L227 240V239L224 238V237H223ZM222 239H221V240H222ZM67 240H68V239H67ZM135 240H136V239H135ZM142 240H143V239H142ZM156 240H157V239H156ZM204 240H205V239H204ZM212 240H213V239H212ZM217 240H219L218 237H217ZM251 240H252V239H251ZM260 240H261V235H258V236H255V238H254L252 241H249V240H248V241H249L248 244H250L249 246H252V245H255L257 242H259ZM160 241H161V240H160ZM180 241H181V240H180ZM190 241H191V243H192V240H190ZM202 241H203V240H202ZM229 241H230V240H229ZM232 241H233V240H232ZM16 242H17V241H16ZM102 242H103V241H102ZM137 242H138V241H137ZM137 242H136V243H137ZM205 242H206V241H205ZM223 242H225V241H223ZM76 243H77V242H76ZM91 243H92V242H91ZM140 243H141V242H140ZM168 243H169V242H168ZM177 243H179V244H176V245H177L176 248H180L181 246L183 247V245L185 244V243H183V245H182L180 242H177ZM218 243H219V242H218ZM226 243H228V242H226ZM234 243H235V242H234ZM236 243H237V242H236ZM17 244H18V243H17ZM27 244H28V243H27ZM93 244H95V243H93ZM97 244H98V243H97ZM99 244H100V243H99ZM104 244H105V243H104ZM104 244H101L100 246H102V245L104 246ZM143 244H145V243H143ZM153 244H154V243H153ZM202 244H203V243H202ZM224 244H225V243H224ZM237 244H238V243H237ZM260 244H261V243H260ZM260 244H258V246H256L255 249L253 248L252 251H251V249H250L251 252H249V253L247 252V253H248L247 256H249L250 254H251V256H252V259L250 260V263L253 262V260H254L255 257L257 256L258 252H259L260 250L263 249V245H264V243H262L261 245H260ZM68 245H69V244H68ZM86 245H89V244H86ZM147 245H148V244H147ZM185 245H186V244H185ZM188 245H189V244H188ZM190 245H192V244H190ZM203 245H204V244H203ZM222 245H223V244H222ZM91 246H92V244H91ZM95 246L97 247L96 244H95ZM95 246H94V247H95ZM98 246H99V245H98ZM143 246H144V245H143ZM145 246H146V245H145ZM171 246H172V245H171ZM210 246H211V245H210ZM233 246H234V245H233ZM65 247H66V246H65ZM83 247H84V245H83ZM88 247H89V246H88ZM105 247H106V245H105ZM115 247H116V246H115ZM115 247H114V248H115ZM147 247H148V246H147ZM147 247H146V248H147ZM150 247H151V243H150ZM166 247H167V246H166ZM188 247H189V246H188ZM204 247H205V246H204ZM226 247H227V246H226ZM244 247H245V246H244ZM99 248H101V247H99ZM114 248H113V249H114ZM143 248H144V247H143ZM168 248H169V247H168ZM211 248H212V247H211ZM249 248H251V247H249ZM68 249H69V248H68ZM93 249H94V248H93ZM117 249H118V247H117ZM117 249H115V250L117 251ZM141 249H142V248H141ZM149 249H150V248H149ZM207 249H208V248H207ZM73 250H77V248H75V249L73 248ZM80 250H81V248H80ZM115 250H114V251H115ZM137 250H138V249H137ZM178 250H180V249H178ZM210 250H211V249H210ZM222 250H223V249H222ZM231 250H232V249H231ZM236 250H237V249H236ZM104 251H105V250H104ZM104 251H102V252H104ZM114 251H113V254L116 253V251H115V252H114ZM141 251H142V250H140L139 252H141ZM144 251H146V252H145V253H144V252H141V253H144V254H142L141 256L139 255V256H140L141 259H142V258H143V259L145 258L144 260H146V257H147L146 255H151V253H150L151 251L149 252L150 254L148 253V248H147V250L144 249ZM156 251H157V250H156ZM216 251H218V250H217V249L214 250L213 253L216 252ZM227 251H228V249H227ZM234 251H235V250H234ZM242 251H244V249H243ZM29 252H30V251H29ZM72 252H73V251H72ZM72 252H71V253H72ZM76 252H77V251H76ZM76 252H75V253H76ZM85 252H86V251H85ZM93 252H94V251H93ZM102 252H101V256H100V257L103 256V255H102ZM152 252H153V249H152ZM164 252H165V253H168V250H167V252H166V251H164ZM169 252L173 253L172 251H169ZM232 252H233V251H232ZM239 252H240V251H239ZM53 253H54V252H53ZM65 253H66V252H65ZM75 253H73V254H75ZM117 253H118V252H117ZM136 253H137V255H138V252H136ZM154 253H155V252H153L152 255H153ZM171 253H168V254H171ZM210 253H211V252H210ZM219 253H222V252L219 251ZM219 253H218V254H219ZM223 253H224V250H223ZM236 253H237V252H235V254H236ZM94 254H96V253L94 252ZM113 254L111 253V256H110V257H112ZM130 254H131V253H130ZM215 254H216V253H215ZM218 254H217V255H218ZM229 254H230V253H229ZM233 254H234V253H233ZM96 255H97V254H96ZM98 255H99V253H98ZM98 255H97V256H98ZM154 255H155V254H154ZM166 255H167V254H166ZM166 255H165V254L163 253V251H162V254H161V256H160V258H161V262H159L160 264H170L169 259H170V261H172V260H171V257L169 258V256H166ZM220 255H222V254H219V256H220ZM63 256H64V255H63ZM90 256H91V255H90ZM113 256H114V255H113ZM116 256H117V254H115V257H116ZM222 256H223V255H222ZM236 256H237V255H236ZM236 256H235V257H236ZM100 257H99V258H100ZM110 257H109L108 259H110ZM115 257H114V259H115ZM129 257H130V255H129ZM227 257H228V256H227ZM30 258H32V257H30ZM35 258H36V256H35ZM68 258H69V257H68ZM70 258H71V259H70V263H71V264H78V263L76 262V258H75V257H74L75 259H74L72 256H70ZM104 258H105V257H104ZM136 258H137V256H136ZM147 258H149V257H147ZM153 258H154V257H152L151 259H153ZM32 259H34V258H32ZM58 259H59V258H58ZM91 259H92V258H91ZM93 259H95V258H93ZM100 259H101V258H100ZM111 259H112V258H111ZM114 259H113V260H114ZM126 259H127V257H126ZM126 259H125V260H126ZM141 259H138V260L141 261ZM151 259H149V260L151 261ZM156 259H157V258H156ZM158 259H159V258H158ZM216 259H217V257H216ZM219 259H220V258H219ZM228 259H230V257H229ZM228 259H227V260H228ZM236 259H237V257H236ZM249 259H250V258H249ZM62 260H64V259H62ZM65 260L68 261L69 259H68V260L65 259ZM96 260H97V259H96ZM98 260H99V259H98ZM129 260H130V259H129ZM214 260H215V259H214ZM242 260H244V258H243ZM242 260H240V261H242ZM56 261H57V260H56ZM66 261H65V262H66ZM82 261H83V260H82ZM103 261H104V260H103ZM109 261H110V260H109ZM212 261H213V260H212ZM223 261H224V259H223ZM228 261H229V260H228ZM233 261H234V260H233ZM254 261H255V260H254ZM52 262H53V261H52ZM62 262H64V261H62ZM78 262H79V261H78ZM84 262H85V261H84ZM91 262H92V261H91ZM142 262H143V264H144V261H142ZM155 262H156V261H155ZM199 262H200V261H199ZM225 262H226V260H225ZM236 262H238V259H237ZM40 263H41V262H40ZM66 263H67V262H66ZM80 263H81V262H79V264H80ZM108 263H109V262H108ZM138 263H139V262H138ZM153 263H154V262H153ZM217 263H218V262H217ZM220 263H222V262H220ZM223 263H224V262H223ZM238 263H239V262H238ZM52 264H53V263H52ZM58 264H59V263H58ZM105 264H107L106 258H105ZM109 264H110V263H109ZM136 264H137V263H136ZM155 264H156V263H155ZM172 264H173V262H172ZM227 264H228V263H227Z\"/></svg>",
    "mask_w": 264,
    "mask_h": 264
}]
</instances>
